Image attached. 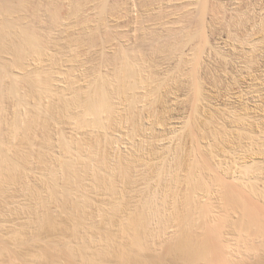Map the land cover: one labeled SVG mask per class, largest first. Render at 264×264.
Here are the masks:
<instances>
[{
	"label": "rangeland",
	"instance_id": "1",
	"mask_svg": "<svg viewBox=\"0 0 264 264\" xmlns=\"http://www.w3.org/2000/svg\"><path fill=\"white\" fill-rule=\"evenodd\" d=\"M7 1H9L8 3H11V4H8V3H5V0H0V11H2L1 13H0V16L1 15H3V16H1L0 17V22H1V24H5L6 26H8V27H10V28H8V30L7 31H9L10 29L12 30V34H14L15 35V38H14V36H13V38L15 39V40H17L18 38H19V40L18 41H16V42H10V41H8V39L6 40V38H5V40L4 41H2V38L0 39L1 40V42L2 43H0V59H1V61H0V68L2 67V65H4V64H6V65H4V67H2V68H4V74H3V72H2V70L0 69V74H1V72H2V75H4L3 76V78L5 79V80H2L3 78H1V82H0V85H1V87H0V94H1V96H2V101L4 102V104L5 105H3V108H2V110L0 109V123H1V125H0V135H1V140L3 139L2 137L4 136V137H6L7 136V138H8V135H6L5 134V132L8 130V128H6L7 126L5 125V123L6 122H11L14 118L13 117H15V118H17L16 116H18V119H19V117H20V121H23V122H21V127H22V130L20 131V134L16 137V138H14L13 140H14V142H13V140H12V144H16V143H18V145L17 146H19V145H21V147H20V149H19V147L18 148H15V147H17L16 145L15 146H11V147H13L12 148V150H10L11 152L12 151H14V149H18V152L22 149V144L24 143V141H25V143L24 144H26L27 142H29V143H31L32 141L34 142V145H32L33 146V149L31 150V151H34V149H35V152L36 153H34L35 154V159H33V163H32V165L34 164H36L37 162V166H39L40 164H41V160H38V158L40 157V156H38V155H36V154H39L40 153V155H42V152H43V155H46V159L47 158H49L50 159V157L49 156H51V157H54V158H51V159H55V157L56 158H59V156H60V158L62 157V158H64V157H67L66 159H69L70 160V158H68V156H64V154H67V153H64L65 152V149L63 148V145H62V148H63V150H64V152H63V150L61 149V145H59L61 142H63V140H62V136L64 135V133L65 134H67V135H64L63 136V138H66V140H67V138L69 139L70 138V143L71 142H74V143H71V145H73L72 146V148H74L73 150H77L78 149V145L80 144L81 146H85V147H87L86 146V143H87V145H90V143L92 142H96L97 143V141H98V145L100 144V155H102L105 151V154L106 155H108L109 153H116L114 156L116 157V159H119L120 160V158H123V156H122V154L124 155L125 154V152L126 153H138V151L140 150V152H144V154L146 155H148V156H146V157H148V159H149V161H151L152 159H153V161H151V162H154V163H156V164H154V163H150V166L149 167H147V168H149V169H146V171L148 172V171H154L155 170V173L157 172L158 174H159V172L161 173V174H163L164 176H162V178H167V176L169 177V178H167V179H162L161 177H160V175L161 174H159V179L161 180V181H158V179L156 180L155 179V177L157 178V176H155V177H153L154 175H157V173L155 174L154 172H149V174H148V179H147V172H145L146 173V175H145V177H143L142 175H140V176H142L143 177V179L145 180H142V179H139L140 178V176L139 177H136L138 180H142L141 182L140 181H136V182H134V183H136V184H138V185H136V187H138V189L139 190H135L136 189V187L134 188V183L132 184V186H133V188H134V192H133V188H131L132 186H129V184H128V180L124 183V179L123 178H121V175L118 173V175H115L114 177L115 178H113L112 179V182L114 181H116V180H118L119 178H121V181H120V179L118 180V181H116L115 183H116V185H117V183H119V181L120 182H123L122 184L120 183V185H122L121 187H120V185L118 184V186H119V188H123L124 189V186H125V184H126V186H125V192H127V194L125 193V192H123L124 190L122 189V192L123 193H125L126 195H125V197L127 198V196H128V190L131 188V190H130V192L132 191V193H129L130 195H129V197H131V198H129V199H131L130 201H131V203L133 204V203H135V201H133L132 202V199L134 198V197H136L137 196V192H138V194H143L142 196H144L145 198H146V200H147V196L150 198L151 196L152 197H156L157 195H160V197L159 196H157V197H159V198H156V201L157 202H155V204H159L158 206H159V209H160V211L161 212H159V214L161 215V217H160V215H158V217H160V219L157 217V218H155L156 220L157 219H159V220H157V224L159 225H157L156 224V221L154 222L153 220V222L152 223H155V224H153L154 226H155V228L156 227H159V229L158 228H156V229H154L155 231V233L156 234H159V233H161V232H159L160 231V229H162L163 227H164V225L166 224V220L168 219V221H170L171 222V224H170V222H168L167 221V228L165 227V229H164V232H162V234H161V236L160 237H157V242H156V244L154 245V246H157V248L156 247H154L153 246V249H155V253H157V250H158V248H160L158 251H159V253L161 254H163L164 255V253L166 252V250L167 249H169V251L171 252V248H172V252H173V254H175V250L177 249V247H179L178 245H180L181 246V244H178V245H176L175 246V244L176 243H178L176 240H178L177 239V236H176V232H178L177 230H176V228L178 227V226H176V224L177 225H179V227H180V229L179 228H177V229H179V231L181 230V229H183V228H186V226H187V230H188V233H193L192 235H194V238L196 239L197 238V240H196V242L197 243H199V245H200V243H202L203 242V240L202 239H200V238H203L202 236H205V237H208L209 239V241L211 242H209V241H207V242H205V240H204V243H203V245L202 246H205L208 242H209V244H212L213 246H212V248L215 246L217 249H218V251L216 250V251H214L213 253L214 254H212V251L213 250H211V245L209 246L210 247V251H209V254H210V252H211V257L212 258H219L218 259V261H214V259H212L211 260V257L210 258H200L201 259V261H200V259H198L199 257L198 256H192L194 253L192 252L193 251V249H191V247H190V249H188L189 248V244H187L186 246H184V244H186V242L183 244L182 243V246H181V249L183 248V246L186 248L188 245V247H187V249L186 250H184V249H182V250H184V256L186 255V257H187V253H189L190 251V253L189 254H191V256H192V259L194 258V259H196V257H198L197 258V261L196 260H194L193 259V261L191 262L192 264H218V262H222L221 264H242V263H244V262H246L247 264H264V252L263 253H261L262 252V250L264 251V246H263V244H264V237L262 236V235H264L263 233H264V230H262L261 231V227H259L260 226V224L258 223V221L260 220V222H261V219H263L262 221H264V198H263V196H264V165H263V162H264V151H262V150H264V143H262V142H264V86H262L263 84V77L262 78H258V79H256V78H254V76L253 75H250L251 73L250 72H248V71H243V72H241L240 70H237V68L236 67H232V65H230L229 66V63H226L225 62V64H228L227 65V69H226V72L225 73H223V72H221V71H219L218 73H216V74H214V76H212L213 74H209V75H207V73L206 72H203V71H207L205 68H203V69H205V70H203L202 69V66H201V68H200V71H202V72H200L199 71V73L200 74H204V75H206V76H199V75H197V76H199V78L198 79H202L201 81L203 82V80L205 81V82H203V84H202V82H198L199 83V85H194L195 83L194 82H196V81H194L193 80V72H194V70H193V58H192V56L188 53V51L190 50V48H191V45L193 44V39L192 38H190L189 40H188V37H192V35H190L189 33H191V23L193 22V20L192 19H194V17L196 16V14L194 13V15H193V13L191 14L190 13V11L189 10H187V11H185V12H183V14L182 13H174V15L170 12V11H176L178 8L177 7H179V6H181V7H183L185 4L182 2V5H180L178 2L176 3V2H172V3H169L168 4V0L167 1H164V0H148L149 2H152L151 4L147 1V0H127V1H125V0H120L119 1V3H118V0H106V2L107 3H105V0H101V2H100V0H95L96 2L98 1V2H100V3H98L97 2V4L95 5L93 2H95V1H93V0H88V2L89 1H93L92 3L93 4H91L90 2V4L88 5V4H86L85 3V0L84 1H81V0H78V1H75V0H72V1H70V0H67V1H65V0H37V1H34V0H26V2H25V0L23 1V0H7ZM12 1V2H11ZM33 1V2H32ZM41 1H42V3H41ZM50 2V3H45V2ZM58 3V7L60 8L58 11H57V9H58V7L57 8H54V6L56 5V3H55V5H53L54 3ZM83 2L84 4H82L81 3V6H83L84 7V5H85V8L87 9H85V8H80V10L82 9L83 10V12H79L78 11V8H77V6L76 7H74V4L75 3H77L78 5L80 4V2ZM129 1V2H128ZM138 1H139V3H138ZM158 1L161 3H158ZM162 1V2H161ZM163 1H164V3H163ZM59 2H61V3H59ZM65 4H64V3ZM75 2V3H74ZM79 2V3H78ZM103 2V3H102ZM109 2H111V3H109ZM135 2H137V4L138 5H136V3ZM143 2H145V3H143ZM167 2V3H166ZM5 3V4H4ZM33 3V4H32ZM37 5H41V6H43L44 7V5H46V8H48L47 7V5L48 6H50V9L52 8V10H54L55 9V11L57 12V13H38L39 15H40V18H39V15L37 14V13H33V11H34V7H35V5L36 4ZM38 3H40V4H38ZM68 3H69V5H70V8H72V6L74 7V8H77L76 10L78 11H74V12H72L73 10H69V9H67V8H69V5H68ZM70 3H74V4H70ZM102 3V4H101ZM114 3V4H113ZM118 3V4H117ZM123 3H128V4H124V5H122L121 6V4ZM157 3H158V5H157ZM162 3H163V6H162ZM166 3V4H165ZM6 4H8V7H7V5ZM29 4H31V6L29 5ZM44 4V5H43ZM52 4V5H51ZM99 4V5H98ZM109 4H111V5H109ZM117 4V5H116ZM132 4V5H131ZM144 4V6H148L147 8H148V10H147V8L145 7V10H144V8H142V7H144V6H142ZM155 4V5H154ZM173 4H178V5H174L173 6ZM184 4V5H183ZM23 5V6H22ZM62 7V10H61V7ZM65 5L67 6V8L65 7ZM88 5V6H87ZM92 5H94V6H92ZM106 5V6H105ZM116 5V6H115ZM134 5V6H133ZM153 6L152 8H150V6ZM161 5V6H160ZM166 7H165V6ZM170 6V8H169V6ZM3 6V7H2ZM11 8H10V7ZM15 8H14V7ZM28 6V8H26ZM34 6V7H33ZM65 8H64V7ZM80 6V5H79ZM80 6V7H81ZM91 6V7H90ZM96 6H98V7H100V8H98V7H96ZM102 6L106 9V10H104V8H102ZM112 6H113V8H112ZM120 6V7H119ZM123 6L125 7V8H123ZM138 6V10L136 9V7ZM140 6V7H139ZM154 6H156V7H154ZM160 8H158V7ZM7 7V8H6ZM12 7H13V9H12ZM33 7V8H32ZM56 7V6H55ZM97 8L96 10L94 9V8ZM130 7V8H129ZM161 7H163V8H161ZM168 7V8H167ZM10 8V9H9ZM17 8V10H15ZM19 8L21 9V8H23L24 10H21L20 12H19ZM73 8V9H74ZM90 8V9H89ZM102 8V9H101ZM116 8V9H115ZM127 8V9H126ZM134 8V9H133ZM157 9V10H155V9ZM164 8H166V9H164ZM173 8L175 9V10H173ZM177 8V9H176ZM6 11H5V10ZM63 9H65L64 10V12H63ZM118 9V10H117ZM133 9V10H132ZM150 9V10H149ZM161 9H163V11L161 10ZM172 9V10H171ZM8 10V11H7ZM12 10H15V11H17V12H14V14H13V11ZM30 10H31V12H30ZM81 10V11H82ZM84 10H86L87 12H88V10H93L92 12L93 13H95V14H91L92 12H89V14L88 13H86ZM95 10V11H94ZM99 10H101V11H99ZM123 10V11H122ZM130 10V11H129ZM135 10V11H134ZM25 11V12H24ZM67 11L69 12V11H71L72 13H75L76 12V14L77 13H81V14H77L79 17H80V19L78 20V17H77V15L75 14V16L77 17H74L73 15H72V19H74V18H76L77 19V21H76V19L75 20H73L72 22H70V21H67V24H65L66 26H67V28L69 27V29H67L66 27H65V25H62V24H59L58 22H57V20H53L55 17V14H60V15H64L65 16V14L67 15L68 14V17L70 16L69 14H70V12L69 13H67ZM98 13H97V12ZM109 11H111V12H109ZM114 11V12H113ZM115 11H116V13H115ZM119 11V12H118ZM129 11V12H128ZM142 11H143V13H142ZM150 11H152V13L150 12ZM168 11H169V15L167 14L168 13ZM60 12H62V14L60 13ZM133 14H132V13ZM140 12V14H138ZM146 12V13H145ZM148 12V13H147ZM150 12V13H149ZM162 12V13H161ZM3 13V14H2ZM16 13V14H15ZM32 13V14H31ZM83 13V14H82ZM88 14V15H86V14ZM107 13V14H106ZM188 13H190L191 14V16L193 15L194 17L192 18V17H190V15L188 14ZM7 14V16H5ZM20 14V15H19ZM26 14V15H25ZM45 16H44V15ZM49 14H51V15H49ZM103 14V15H102ZM105 14V15H104ZM136 14V15H135ZM139 16H138V15ZM175 14H176V16H175ZM178 14V15H177ZM181 14V15H180ZM185 14V15H184ZM13 17H12V16ZM18 15V16H17ZM33 15H36V16H33ZM52 15H53V17H52ZM84 15H86V16H84ZM120 15V16H119ZM122 15V16H121ZM135 15V16H134ZM159 15V16H158ZM168 15V16H167ZM173 15V16H172ZM184 15V16H183ZM189 15V17H187ZM52 18H51V17ZM87 16H88V20L86 21V19L84 18V17H86L87 18ZM89 16H91L90 18H91V20H89L90 18H89ZM95 16V17H94ZM100 16V17H99ZM103 16V17H102ZM110 16V17H109ZM126 16V17H125ZM128 16V17H127ZM138 16V17H137ZM144 16H147V17H149V18H147V17H144ZM166 16V17H165ZM172 18H170V17ZM177 16H180V17H177ZM11 17V18H10ZM42 17H44V18H47V19H45L44 20V18H43V20L41 19ZM65 17H67V16H65ZM67 17V18H68ZM94 17V18H93ZM102 17V18H101ZM115 17V18H114ZM136 17V18H135ZM141 19H140V18ZM200 17V16H199ZM17 18H19V19H17ZM34 18V19H33ZM37 18H39V20H37ZM98 20H97V19ZM109 18V19H108ZM113 18V19H112ZM128 18V19H127ZM134 18V19H133ZM166 18H168V19H166ZM169 18H170V20H169ZM184 20H183V19ZM190 18V19H189ZM3 19V20H2ZM17 19V20H16ZM41 19V20H40ZM56 19V18H55ZM88 23V26H84L81 22H84V20ZM94 20V22H93V20ZM95 19H96V21H95ZM102 19V20H101ZM104 19V20H103ZM106 19V20H105ZM109 21H108V20ZM133 19V20H132ZM138 19V20H137ZM174 19V20H173ZM180 19H182V20H180ZM188 19V20H187ZM201 18H199V20H200ZM29 20V21H28ZM46 20H47V22H49V23H47L46 22ZM55 21L54 23H56L57 22V24H52V23H50V22H53V21ZM82 20V21H81ZM125 20V21H124ZM139 20H140V22H139ZM143 20V21H142ZM145 20V21H144ZM158 20V21H157ZM166 20H168V21H166ZM172 20V21H171ZM179 20V21H178ZM187 20V21H186ZM12 21H14V22H12ZM17 21H18V23H17ZM28 21V22H27ZM38 21V22H37ZM40 21V22H39ZM43 21V22H42ZM89 21H92L91 23L89 22ZM107 21V22H106ZM123 23H122V22ZM135 21V22H134ZM142 21V22H141ZM146 21H148V24H147V22ZM151 21V22H150ZM155 21V22H154ZM157 21V22H156ZM174 21H178V22H175L176 24H173V22ZM189 21H192L191 23L189 22ZM4 22V23H3ZM7 22H9V24L7 25ZM20 22H22V23H20ZM27 22V23H26ZM35 23V25L33 24V23ZM76 22H78L79 24L81 23L82 24V26H80V27H82V29L78 26L79 24H77ZM96 22V23H95ZM116 22V23H115ZM129 22V23H128ZM137 22V23H136ZM166 24H165V23ZM171 22V23H170ZM181 22H183L182 23V25H184L185 26V22H186V24L188 25V27L187 26H182L181 25ZM13 23V24H12ZM17 23V24H16ZM26 23V24H25ZM47 23V24H46ZM73 23H74V26H72L73 25ZM77 25H76V24ZM85 23V22H84ZM87 23H86V25H87ZM89 23H90V25H92V26H90L89 25ZM106 23V24H105ZM110 23V24H109ZM119 23V24H118ZM128 23V24H127ZM136 24V25H134V26H131V24ZM142 23H144V26H143V24ZM155 23H157V24H155ZM169 23V24H168ZM179 23H180V25H179ZM191 25H190V24ZM0 24V28L2 27V28H4V26L3 25H1ZM12 24V25H11ZM28 24H29V26H28ZM42 26H41V25ZM46 24V25H45ZM52 24V25H51ZM70 24V25H69ZM80 24V25H81ZM99 24V25H98ZM124 24H127V25H124ZM147 24V25H146ZM168 24V25H167ZM17 25V26H16ZM23 25H25V26H23ZM54 25V26H53ZM69 25V26H68ZM76 25V26H75ZM94 25H96V26H94ZM103 25V26H102ZM113 25V26H112ZM165 25V26H164ZM176 25V26H175ZM190 25V26H189ZM13 26H15V27H13ZM60 26H62V27H60ZM111 26H112V28H111ZM124 26V27H123ZM125 26H127V27H125ZM130 26V27H129ZM147 28H146V27ZM181 26H182V30H183V33H181ZM19 27V28H18ZM36 27V28H35ZM52 27V28H51ZM56 27V28H55ZM60 27V28H59ZM72 27V28H71ZM74 27H75V29H74ZM77 27H79V28H77ZM84 27L86 28V31H85V29H84ZM99 27H101V28H99ZM104 27V28H103ZM107 27V28H106ZM110 27V28H109ZM137 27V28H136ZM139 27V28H138ZM167 27V28H166ZM179 27V28H178ZM189 29V30H187V28ZM200 27H201V25H200ZM1 28V29H2ZM28 28V29H27ZM34 28V29H33ZM40 28V29H39ZM58 28V29H57ZM89 28V29H88ZM119 28V29H118ZM185 30H184V29ZM26 29V30H25ZM38 29H39V32H38ZM44 29H46V30H44ZM49 29V30H48ZM65 29H67V30H65ZM118 29V30H117ZM177 29H179V30H177ZM4 30V29H3ZM14 30H15V32H14ZM20 30V31H19ZM35 32H34V31ZM56 30V31H55ZM59 30H61L60 31V34H58L59 33ZM84 30V31H83ZM94 30H96V31H98V32H96V31H94ZM126 30H128V31H126ZM134 30H135V32H134ZM137 30V31H136ZM1 31V30H0ZM19 31V32H18ZM27 31H30V32H33V35H37V39L38 40H35V38H33L32 40H30V41H28L27 43L28 44H25L26 42L23 40L25 37H26V33H27V36H28V33H30V32H27ZM45 31H46V33H45ZM52 31V32H51ZM53 31H55V32H53ZM62 31H63V33H62ZM70 31V32H69ZM73 31V32H72ZM93 31V32H92ZM102 33H101V32ZM180 31V32H179ZM21 32H26V33H21ZM69 34H68V33ZM84 32H85V34H84ZM89 32L91 33V35H89ZM125 34H124V33ZM131 32V33H130ZM2 33H6V32H3L2 31ZM1 32H0V35L2 34ZM15 33H17V34H15ZM20 33V35H18ZM35 33V34H34ZM39 33V34H38ZM48 33H50V34H48ZM67 33V34H66ZM94 33V34H93ZM137 33V34H136ZM139 33V34H138ZM186 33V34H185ZM188 33V34H187ZM54 34V35H53ZM57 36H56V35ZM75 35V36H73V35ZM104 34V35H103ZM123 34V35H122ZM134 34H136V39H135V35ZM43 35V36H42ZM66 35V36H65ZM92 35H93V38H92ZM97 35V36H96ZM101 35V36H100ZM129 35V36H128ZM132 35V36H131ZM139 35V36H138ZM178 35H179V37H178ZM183 35H185V36H183ZM186 35H188V37L186 36ZM17 36H18V38H17ZM21 38H23V39H21ZM25 36V37H24ZM42 36V38H39V37H41ZM49 36H52L51 38H49ZM65 36V37H64ZM72 36L74 37V38H72ZM79 38H77V37ZM83 36V37H82ZM87 36V37H86ZM94 36H95V38H94ZM103 36V37H102ZM119 36V37H118ZM128 36V37H127ZM7 37H11V36H7ZM30 37V36H29ZM58 37V38H57ZM66 37L67 38H69V39H66ZM115 37V38H114ZM137 37H139V39L137 38ZM48 39L47 41L45 40V39ZM53 38H55V39H53ZM84 38V39H83ZM89 40H88V39ZM90 38H91V41H90ZM98 38V39H97ZM50 39V40H49ZM53 39V41H51ZM71 39V40H70ZM81 39V40H80ZM118 39V40H117ZM129 39H131L130 41H129ZM191 39H192V41H191ZM24 41V43H23V41ZM39 41L40 43H37V42H35V41ZM41 40H43V41H41ZM57 40V41H56ZM70 40V41H69ZM73 40V41H72ZM75 40V41H74ZM93 40V41H92ZM135 40H137V42L135 41ZM180 40V41H179ZM6 41V42H5ZM20 41H22L21 43H20ZM64 41V42H63ZM82 41V42H81ZM186 41V42H185ZM188 41V42H187ZM9 43V45H8V43ZM18 42L20 43V44H22L23 43V46L22 45H20V44H18ZM33 42V43H32ZM43 42V43H42ZM47 42V43H46ZM70 44H69V43ZM73 42V43H72ZM76 42V43H75ZM134 42V43H133ZM192 42V43H191ZM119 43V44H118ZM124 43V44H123ZM191 43V44H190ZM11 44H13V45H11ZM16 44H18V45H16ZM187 44V45H186ZM204 44V43H203ZM203 44H201L202 46L201 47H203ZM11 45V46H10ZM16 45V46H15ZM26 45H27V47H26ZM37 45V46H36ZM6 46V47H5ZM15 46V47H14ZM17 46H18V48L20 49H23V47H24V51H22L21 53H22V57H20V58H22V59H20L21 60V62L20 61H17V60H19V58L18 59H16L17 57H19L20 56V52L18 51V48H17ZM19 46H22V47H19ZM187 46V47H186ZM193 46V45H192ZM30 47V48H29ZM34 47V48H33ZM190 47V48H189ZM125 48H127V49H125ZM188 48V49H187ZM16 49H17V51H16ZM119 49V50H118ZM184 49V50H183ZM186 49V50H185ZM29 50V51H28ZM37 50H39V51H37ZM43 50V51H42ZM118 52H117V51ZM182 50V51H181ZM15 51V52H14ZM38 53H37V52ZM41 51H42V53H41ZM127 51V52H126ZM7 52H9V53H7ZM36 52V53H35ZM116 52H117V54H116ZM122 52H123V54H122ZM127 53V54H129V57H128V55H124V53ZM189 52H191V51H189ZM12 53V54H11ZM13 53H15V54H13ZM30 55H29V54ZM33 53V54H32ZM119 53V54H118ZM130 53H132V54H130ZM184 55H183V54ZM185 53H187L189 56H187V54H185ZM11 54V55H10ZM16 54H18L17 55V57H16ZM39 54V55H38ZM42 54V55H41ZM25 55H27V56H25ZM3 56V57H2ZM12 56H14V57H12ZM41 56H42V58H41ZM122 56V57H121ZM124 56V57H123ZM24 57V58H23ZM29 57V58H28ZM45 57V58H44ZM118 57V58H117ZM212 57V56H211ZM216 57L217 58H219V59H221L222 58V56H217L216 55ZM2 58H3V62H5V63H3L2 62ZM41 58V59H40ZM124 58H127L126 60L124 59ZM192 58V59H191ZM4 59H8L9 61H6V60H4ZM11 59V60H10ZM14 59V60H13ZM24 59V60H23ZM26 59V60H25ZM38 59H40V60H42V61H40L39 60V62H38ZM16 60V61H15ZM37 60V61H36ZM45 60V61H44ZM188 60V61H187ZM221 60H223V59H221ZM11 61H13V63L15 62V63H18V64H15L14 63V65H13V63L11 62ZM24 61V62H23ZM30 61V62H29ZM190 61V62H189ZM9 62V63H8ZM37 62H38V64H37ZM44 62V63H43ZM1 63H2V65H1ZM22 63H24V64H22ZM27 63V64H26ZM42 65H41V64ZM128 63H130V64H132V66H130ZM192 63V64H191ZM9 66H8V65ZM20 64V65H19ZM29 64V65H28ZM30 64L32 65V66H30ZM39 65V66H37V65ZM187 64V65H186ZM191 64V65H190ZM17 65V66H16ZM20 67H19V66ZM25 66V68L26 69H23L24 68V66ZM27 65V66H26ZM46 65V66H45ZM128 65H129V67H131L130 69H134L133 71H134V73L133 74H135L134 76L132 75V74H129V72L127 71V68H128ZM133 65H134V67H133ZM255 65L256 66H259V63H258V65L255 63ZM16 66V67H15ZM22 66H23V68H22ZM190 66V67H189ZM11 67V68H10ZM19 68H22V70L21 69H19ZM28 68V69H27ZM192 69V71L193 72H191V69ZM262 69H264V67H261ZM10 69V70H9ZM16 69V70H15ZM129 68H128V70H130ZM189 69V70H188ZM14 70V71H13ZM19 70V71H18ZM26 70H28V71H26ZM123 70H125V71H123ZM131 70V71H132ZM238 72H237V71ZM121 71H123V73L121 72ZM126 71L128 72V73H126ZM137 71H139V72H136ZM234 71H236L235 73H234ZM241 72V74H239L240 72ZM33 72V73H32ZM125 72V73H124ZM246 72H247V74H246ZM119 73V74H118ZM120 73H122L123 74V76H122V74H121V76H117V75H120ZM198 73V74H199ZM244 73V76L242 75ZM249 73V74H248ZM253 73H256V72H253ZM252 73V74H253ZM258 73H260L259 71H258ZM7 74V75H6ZM33 74V75H32ZM124 74H125V77H124ZM129 75L128 77H126V75ZM38 77H37V76ZM190 75H191V77H190ZM196 75H194V76H196ZM239 75L241 76V77H239ZM8 76V77H7ZM15 76H17V77H15ZM130 76H133V77H130ZM207 76H208V78H207ZM209 76H211V77H209ZM218 76H220L219 78H218ZM225 76V77H224ZM229 76H231V77H229ZM237 76V77H236ZM250 76H252V78L250 77ZM2 77V76H1ZM10 77V78H9ZM13 77H14V80H17V82L16 81H13ZM56 77H57V80L59 79V82H58V85L56 86V84H57V80L56 81H53L52 80V78L54 79H56ZM121 77H122V79H121ZM201 77V78H200ZM244 77H245V79H244ZM250 77V78H249ZM107 81L108 80V82L107 83H109V81H111L112 83L110 84H106V82L105 81H103L104 79ZM110 78H111V80H110ZM114 78H115V80H117V82L114 80ZM126 78V79H125ZM135 78V79H134ZM212 78V79H211ZM218 78V79H217ZM224 78V79H223ZM119 79H120V81H119ZM195 79V78H194ZM197 78L195 79V80H197V81H199ZM208 79V80H207ZM215 79H217L218 81H221V82H219L220 84H218V82H217V80L215 81ZM225 80V81H223V80ZM244 79V80H243ZM253 79H256V80H254V82H257V83H259V85L260 86H262V87H260V86H258V87H255V88H249L248 89V86H249V84L248 83H251L252 82V80ZM10 80V81H9ZM32 80V81H31ZM36 80H38V81H36ZM39 80H41L42 82H40ZM52 80V82H50ZM99 80H102V81H99ZM114 80V81H113ZM123 80H125V83L127 82L129 85H131V86H133V84H134V87H129L127 84H125L124 83V81ZM210 80V81H209ZM230 80V81H229ZM231 80H234V81H231ZM238 80V81H237ZM35 81V82H34ZM45 81H46V83H47V85H46V87H43V86H45L44 85V83H45ZM48 81V82H47ZM98 81V82H97ZM194 81V82H193ZM212 81H214V82H212ZM251 81V82H250ZM28 83V84H26V83ZM100 82V83H99ZM137 82V83H136ZM139 82V83H138ZM211 82L212 83H214V84H211ZM215 82H216V84H218V87L215 85ZM222 82H224V83H222ZM229 82V83H228ZM231 82V83H230ZM241 82V83H240ZM14 83H16V85L14 84ZM17 83H18V85H17ZM33 83V85H31ZM36 83V84H35ZM39 83H41V85L39 84ZM48 83H50L49 85H48ZM101 83H105L106 84V88H108L109 90H107V92L109 93V95H108V97L110 96V98H109V100H108V102L110 101V99H111V107H112V109H114L115 108V110H112L111 109V112L113 113H111L113 116H114V118H111V117H113V116H110V115H105V113L104 114H102V115H104V116H100V117H103L105 120H104V123H110L108 126L106 125V128H107V130H108V128L109 127H111L110 128V130H109V132H110V134L108 133V132H104L105 130H106V128L105 129H102V128H104V127H102L103 125H100L101 126V129L98 127L99 126V124H98V126H97V124H96V127H98L97 129H95L96 127L94 126L95 125V123L94 124H92L91 123V125L89 126V128H84V129H86V130H84V132H83V130H82V128L80 127V128H77L78 126H77V124L79 123L78 121H79V116H80V113H79V111H81V110H79V109H82L83 108V106H81V108H79L80 106L78 105L79 103H77V101L78 100H76L75 101V98H77L78 99V97H79V102H81V103H83V101H85L86 100V98H87V96L89 95V94H91L92 92H94V93H92V94H96V86H97V88L99 87V84H101ZM114 83V84H113ZM119 83V84H118ZM122 83H124V84H122ZM197 83V82H196ZM197 83V84H198ZM239 85H238V84ZM5 84V85H4ZM11 84H12V86L15 88V90H17L16 92L18 93V95L15 93V95L13 94L12 95V93H8L9 92V89H12V86H11ZM51 84H53V85H51ZM74 84V85H73ZM244 84V85H243ZM26 85V86H25ZM39 85V86H38ZM110 85V86H109ZM118 85L120 86V87H118ZM123 85H124V87H123ZM216 86V87H213V86ZM224 85V86H223ZM227 85V86H226ZM234 87H233V86ZM248 85V86H247ZM29 86V87H28ZM50 86L51 87H54V88H50ZM80 86V87H79ZM109 86V87H108ZM113 86H115V87H113ZM121 86H122V88H121ZM126 86V87H125ZM127 86L130 88H127ZM192 86V87H191ZM195 86H199V88L200 89H197ZM202 88H201V87ZM210 86V87H209ZM212 86V87H211ZM219 86H221V87H219ZM223 86V87H222ZM230 86H232V87H230ZM20 89H19V88ZM25 87V88H24ZM49 87V88H48ZM72 87V88H71ZM74 87V88H73ZM84 87H86V88H84ZM110 87H112V89L110 88ZM195 87V88H194ZM206 87V88H205ZM224 87H225V89H224ZM229 87V88H228ZM241 87V88H240ZM243 87V88H242ZM260 87V88H259ZM24 88V89H23ZM36 88V89H35ZM41 88V89H40ZM46 88V89H45ZM79 88V89H78ZM89 88H93L94 90H92V89H89ZM114 88V89H113ZM124 88V89H123ZM134 88H135V90H134ZM190 88H192V89H190ZM208 88V89H207ZM217 90H216V89ZM232 88V89H231ZM247 88V89H246ZM26 89H28V90H26ZM43 89H45V90H43ZM49 89V90H48ZM71 89V90H70ZM74 89V90H73ZM117 89V90H116ZM120 89V90H119ZM123 89V90H122ZM126 89H129V90H126ZM234 89V90H233ZM242 89V90H241ZM255 89V90H254ZM263 89V90H262ZM30 90H32V91H30ZM36 90H38V91H36ZM81 90V91H80ZM90 90H92L91 92H90ZM111 90V91H110ZM118 90H119V92H118ZM194 90V91H193ZM226 90V91H225ZM228 90V91H227ZM245 90V91H244ZM250 90V91H249ZM252 90V91H251ZM3 91V92H2ZM21 91V92H20ZM33 91H36V93L34 92L33 93ZM79 91V92H78ZM82 91H83V94H82ZM112 91H114V92H112ZM116 91V92H115ZM128 91V92H127ZM197 91V93H195ZM202 93H201V92ZM208 91V92H207ZM259 91V92H258ZM30 92V93H29ZM89 92V93H88ZM99 92V91H98ZM110 92H112V93H110ZM218 92V93H217ZM244 92H246V93H244ZM253 92V93H252ZM257 92V93H256ZM33 93V94H32ZM70 93H71V95H70ZM73 93V94H72ZM79 95V96H77V94ZM120 93V94H119ZM123 93H125L124 95H123ZM201 93V94H200ZM212 93V94H211ZM250 93V94H249ZM260 93V94H259ZM81 94V95H80ZM111 94V95H110ZM117 94V95H116ZM123 96H125V97H123ZM196 94H199V97L196 95ZM231 94V95H230ZM6 95V96H5ZM73 95V96H72ZM85 95V96H84ZM113 95H115V96H117V97H115V96H113ZM226 95V96H225ZM248 95V96H247ZM257 95V96H256ZM259 95V96H258ZM5 96V97H4ZM8 96V97H7ZM15 96V97H14ZM77 96V97H76ZM121 96V97H120ZM209 96V97H208ZM22 98V100L21 99H19V98ZM66 97V98H65ZM82 97V98H81ZM112 97V98H111ZM119 97V98H118ZM196 97H198V101L196 102V100H197V98ZM202 97H204V98H202ZM211 97V98H210ZM243 97V98H242ZM67 98L71 101V103H69L70 101L69 100H67ZM71 98V99H70ZM84 98V99H83ZM96 98H99V96H98V94H97V96H96ZM255 98V99H254ZM81 99V100H80ZM122 99V100H121ZM141 99V100H140ZM204 99V100H203ZM83 100V101H82ZM112 100H114L113 102H112ZM116 100V101H115ZM201 100V101H200ZM211 100V101H210ZM219 100V101H218ZM67 103H65V102ZM69 101V102H68ZM72 101H74L73 103L74 104H72ZM2 102V103H3ZM21 102H23L22 104H21ZM64 102V103H63ZM75 102L77 103L76 105H75ZM86 102V101H85ZM116 102V103H115ZM118 102V103H117ZM140 104H139V103ZM216 102V103H215ZM115 105H114V104ZM143 103V104H142ZM196 103H198V105L196 104ZM201 103V104H200ZM218 103V104H217ZM236 103V104H235ZM19 104H21V105H19ZM64 104H65V106H64ZM68 104H70V106H71V104H72V111H74L75 110V106H76V108H78V112L77 111H75V112H77L78 114H79V116L78 117H75V116H77V113H74V114H72V113H70V109H69V107H67V106H69ZM86 104V103H85ZM117 104V105H116ZM212 104H214V105H212ZM67 105V106H66ZM77 105H78V107H77ZM112 105H114V106H116V107H114L113 108V106ZM119 105V106H118ZM228 105V106H227ZM5 106V107H4ZM16 106V107H15ZM19 106V107H18ZM73 106H74V108H73ZM127 106V107H126ZM136 106V107H135ZM140 106V107H139ZM1 107H2V104H1ZM8 107V108H7ZM18 107V108H17ZM34 107V108H33ZM36 107V108H35ZM119 107V108H118ZM123 107V108H122ZM218 107V108H217ZM222 107V108H221ZM235 107V108H234ZM260 107H261V109H260ZM124 108H125V110H124ZM139 108V109H138ZM212 108V109H211ZM230 108H232V109H230ZM4 109V110H3ZM14 109V110H13ZM34 109V110H33ZM37 109V110H36ZM64 109H69L68 110V113H65V110ZM83 109H85V107L83 108ZM82 109V110H83ZM118 109H120V110H118ZM123 109V110H122ZM126 109H127V111H126ZM130 109V110H129ZM196 109V110H195ZM254 109V110H253ZM32 110L33 111H37L36 113L35 112H33V114L35 113V114H38L39 116H36L37 118H35V117H33V119H37V120H39L38 121V123H37V120L35 121V120H33V119H31V117L32 116H35V114L34 115H32ZM66 110V111H67ZM116 110H118L117 111V113H115L114 111H116ZM204 110V111H203ZM211 110V111H210ZM229 110V111H228ZM14 111V112H13ZM19 111V113H21V114H19V113H17ZM21 111V112H20ZM24 113H23V112ZM84 111V110H83ZM130 111V112H129ZM238 111V112H237ZM245 111V112H244ZM106 112V114H108V113H110V112H107V111H105ZM120 112V113H119ZM215 112V113H214ZM229 112V113H228ZM231 112V113H230ZM236 112V113H235ZM70 113V114H69ZM115 113V114H114ZM124 113V114H123ZM134 113H136V114H134V116H133V114ZM212 113V114H211ZM244 113V114H243ZM251 113V114H250ZM253 113V114H252ZM31 114V115H30ZM68 114V115H67ZM76 114V115H75ZM120 114V115H119ZM123 114V115H122ZM126 114V115H125ZM234 114H235V116H234ZM236 114H237V116H236ZM243 114V115H242ZM14 115V116H13ZM42 117H41V116ZM72 115H74V116H72ZM85 115H88V114H85ZM90 115V114H89ZM88 115V116H89ZM203 115V116H202ZM206 115V116H205ZM229 115V116H228ZM242 115V116H241ZM247 115V116H246ZM44 116V117H43ZM66 116V117H65ZM70 116L71 118L73 117V119H78V121H74V120H71V118H69L68 119V117ZM92 116L93 115H91L90 116V118H87L88 120H90L91 118H92ZM106 116V117H105ZM108 116H110V118L108 117ZM128 116H129V118H128ZM222 116V117H221ZM7 117V118H6ZM11 117V118H10ZM39 117V118H38ZM40 117H41V119H40ZM81 117V116H80ZM94 117V119L96 118L95 117V115L93 116ZM107 117H108V119H107ZM126 117V118H125ZM131 117V118H130ZM134 117V118H133ZM140 117V119H138ZM225 117V118H224ZM228 117V118H227ZM243 117V118H242ZM247 117V118H246ZM13 118V119H12ZM23 118V119H22ZM28 119V120H26V119ZM46 118H48V120L46 119ZM120 118V119H119ZM125 118V119H124ZM221 118H222V120H221ZM224 118V119H223ZM249 118V119H248ZM258 118V119H257ZM4 119V121H2V120ZM25 119V120H24ZM32 120L31 122H36V123H30V120ZM94 119H91V121H93ZM119 119V120H118ZM129 119V120H128ZM135 119V120H134ZM206 119V120H205ZM220 119V120H219ZM238 119V120H237ZM242 119V120H241ZM253 119V120H252ZM7 120V121H6ZM41 120H43V121H41ZM46 120V121H45ZM69 120H71V121H69ZM103 120V119H102ZM101 120V121H102ZM108 120V121H107ZM118 122H117V121ZM208 120V121H207ZM243 120H245V121H243ZM247 120H249V121H247ZM28 121V122H27ZM69 123H68V122ZM235 121V122H234ZM238 121V122H237ZM27 122V123H26ZM41 124H40V123ZM47 122V123H46ZM75 122H76V124H75ZM103 122V121H102ZM114 122H117V124L116 123H114ZM219 122V123H218ZM242 122V123H241ZM251 124H250V123ZM252 122H253V124H252ZM29 123H30V125H29ZM42 123H44L43 125H42ZM71 123H72V125H71ZM119 123V124H118ZM142 123V124H141ZM207 123V124H206ZM230 123V124H229ZM255 123V124H254ZM4 124V125H3ZM7 125H8V123H6ZM26 124V125H25ZM27 124L29 125V127L27 126ZM34 124H35V126H36V124L38 125V126H34ZM115 125V126H113V125ZM243 124V125H242ZM23 125V126H22ZM31 125H33V127L31 126ZM117 125H119V126H117ZM122 125V126H121ZM134 125V126H133ZM143 125V126H142ZM3 126V127H2ZM25 126V127H24ZM44 126H45V128H44ZM48 126V127H47ZM75 126H77V127H75ZM88 126V125H87ZM113 126V127H112ZM125 126V127H124ZM137 126V127H136ZM138 126H139V128H138ZM212 126V127H211ZM241 126V127H240ZM258 126V127H257ZM4 128V130L2 131V128ZM23 127H24V129H23ZM32 127V128H31ZM72 127H74V128H72ZM91 127H93V128H91ZM95 127V128H94ZM211 127V128H210ZM240 127V128H239ZM29 129V128H31V129H34V131H32L31 129L30 130H26V129ZM37 128V129H36ZM134 128H135V130H134ZM174 128H176V129H174ZM7 129V130H6ZM79 129V130H78ZM111 129H113V130H115L114 131V133H117V130H118V132L119 133H117V134H113V135H116L115 137L116 138H112V139H109V138H111L112 137V132H113V130L111 131ZM240 129V130H239ZM244 129V131H242ZM47 130V131H46ZM49 130V131H48ZM100 130V131H99ZM106 130V131H107ZM121 130V131H120ZM134 130V131H133ZM137 130V131H136ZM261 130V131H260ZM5 131V132H4ZM9 131V130H8ZM24 131H30V134H31V132L33 133V134H31V136H30V134L29 135H27L28 133H25ZM46 131V132H45ZM82 131V132H81ZM89 133H88V132ZM132 133H131V132ZM225 131H227V132H225ZM246 131V132H245ZM2 132L4 133V134H2ZM23 132V133H22ZM48 132H50L49 134H48ZM63 132V133H62ZM91 132V133H90ZM93 132V133H92ZM95 132V133H94ZM122 132V133H121ZM135 132V133H134ZM138 132V133H137ZM225 134V135H223V133ZM243 132V133H242ZM248 132H251V133H248ZM259 132V133H258ZM9 133V132H8ZM21 133H22V135H21ZM85 135H84V134ZM87 133V134H86ZM107 133V134H106ZM124 133V134H123ZM233 133V135H231ZM237 133H238V135H237ZM256 133V134H255ZM24 134V135H23ZM50 134H52V135H50ZM62 134V135H61ZM92 134H93V136H95V138L92 136ZM105 135L104 137H103V135ZM108 134H109V136H108ZM126 134H128V135H126ZM144 134V135H143ZM243 134V135H242ZM244 134L245 135H247V136H244ZM250 134V135H249ZM257 134H259V135H257ZM6 135V136H5ZM26 135V136H25ZM34 135V136H33ZM50 135V136H49ZM110 135H111V137H110ZM120 135H122V136H120ZM126 137H125V136ZM133 135V136H132ZM142 135V136H141ZM241 135V136H240ZM19 136H21V138L19 137ZM23 136V137H22ZM52 136V137H51ZM57 137V138H55V137ZM61 136V137H60ZM101 136V138H99V137ZM228 136H229V138H228ZM254 136H258L257 138L256 137H254ZM25 137H29L30 139H32L31 141L29 140V138H25ZM34 137V138H33ZM46 137H47V139H46ZM75 137V138H74ZM85 137V138H84ZM93 137V139H91ZM114 137V136H113ZM118 137V138H117ZM125 137V138H124ZM133 137H134V139H133ZM160 137V138H159ZM235 137V138H234ZM262 137V138H261ZM7 138H4L5 139V141H6V139ZM20 138V139H19ZM27 140H25V139ZM46 140H49L50 141V143L51 144H53V145H51V144H49V145H47L46 143H44V140L45 139ZM51 138V139H50ZM71 138H73V140L71 141ZM103 138H105V139H103ZM120 138L121 139H123V140H120ZM130 138H131V142H130ZM147 138V139H146ZM239 138H240V140H241V142H240V140H239ZM252 138V139H251ZM3 139V140H4ZM21 139H23V140H21ZM62 141H61V140ZM74 139H75V141H74ZM96 141H95V140ZM100 139H101V141L102 142H100ZM116 139H118V140H116ZM136 139V140H135ZM140 139H141V141H140ZM149 139H151V140H149ZM163 139V141H161ZM237 139V140H236ZM256 139V140H255ZM261 139V140H260ZM8 140V139H7ZM17 140V141H16ZM53 140V141H52ZM61 141V142H58V141ZM79 140H81V142L79 141ZM83 140V141H82ZM89 142H87V141ZM90 140H92L91 142H90ZM103 140H107V142H105V141H103ZM111 140H112V143L116 140L117 141V143H119V145L116 143L115 144V142H114V145L117 147L116 149H115V147L114 148H112L113 149V151H112V149L111 150H108V149H110L111 148V146L113 145V144H111ZM120 140V141H119ZM133 140V141H132ZM144 140V141H143ZM229 140V141H228ZM260 140V141H259ZM263 140V141H262ZM16 141V142H15ZM55 141V142H54ZM80 143H79V142ZM121 141H123V142H121ZM146 141V142H145ZM150 141V142H149ZM160 141V142H159ZM236 141V142H235ZM248 141V142H247ZM22 142V143H21ZM57 142H58V144H57ZM85 142V143H84ZM133 142V143H132ZM134 142H135V144H138V145H135L134 144ZM141 142V143H140ZM144 142V144H142ZM148 142V143H147ZM240 142V143H239ZM253 142V143H252ZM256 142V143H255ZM28 143V144H29ZM55 143V144H54ZM79 143V144H78ZM105 143H106V147L108 148H106L105 147ZM110 144V145H108V144ZM127 143V144H126ZM128 143H129V145H128ZM132 145H131V144ZM152 143V144H151ZM166 143V144H165ZM233 143V144H232ZM242 143V144H241ZM245 143H246V145H249V146H247V147H245L246 145H245ZM248 143V144H247ZM261 143V144H260ZM32 144V143H31ZM46 144V146L48 147H46V146H44ZM75 144H77V146L75 145ZM101 144L103 145V146H101ZM123 144H125L124 146L127 148H125L124 146H123ZM157 144V145H156ZM237 144V145H236ZM240 144V145H239ZM27 145V144H26ZM79 145V146H80ZM113 145V146H114ZM118 145V146H117ZM122 145V146H121ZM128 147H127V146ZM146 145V146H145ZM166 145H167V147H166ZM242 145V146H241ZM244 145V146H243ZM28 146V145H27ZM27 146H26V148H27ZM54 148H53V147ZM58 146L60 147V149H58ZM74 146H76L77 147V149L74 147ZM80 146V147H81ZM112 146V147H113ZM120 146H121V148H120ZM130 146H132V147H130ZM150 146V147H149ZM162 148H161V147ZM164 146L166 147L165 149H164ZM169 146V147H168ZM253 146V147H252ZM255 146V147H254ZM259 146V147H258ZM261 146V147H260ZM262 146H263V148H262ZM104 148V150H103V148ZM146 147V148H145ZM159 147V148H158ZM232 147V148H231ZM251 147V148H250ZM119 148V149H118ZM125 148V149H124ZM131 148V149H130ZM137 148V149H136ZM139 148H141V149H139ZM145 150H144V149ZM154 148V149H153ZM158 148V149H157ZM241 148V149H240ZM243 148H244V151H243ZM246 148V149H245ZM25 149V145L23 146V149L22 150H24ZM52 149V151H47V150H51ZM121 149V150H120ZM142 149H143V151H142ZM171 150V152H170V150ZM249 149V150H248ZM252 151H251V150ZM259 149V150H258ZM27 149H25V151H26ZM29 150V149H28ZM27 150V151H28ZM70 150V152L72 151L71 150V148L69 149ZM103 150V151H102ZM128 150V151H127ZM131 150V151H130ZM162 150V151H161ZM164 150V151H163ZM169 150V151H168ZM176 150V151H175ZM232 150V151H231ZM235 152H234V151ZM238 150V151H237ZM242 150V151H241ZM9 151V152H10ZM17 151V150H16ZM12 152V154H10V157L11 158H14L15 156H16V160L19 162L20 160H21V157L23 156V155H21V154H25V152L24 151H22V153L21 152H19L18 154L21 156H19V155H17L16 153L17 152ZM26 151V152H27ZM40 151V152H39ZM55 151H57V152H55ZM59 151H61V152H59ZM78 151V150H77ZM107 151H109V152H107ZM115 151V152H114ZM246 151V152H245ZM249 151H251V152H249ZM256 152V154H255V152ZM257 151H258V154H257ZM38 152V153H37ZM45 152V153H44ZM48 152V153H47ZM51 152V153H50ZM52 152L54 153V154H52ZM63 152V153H62ZM73 153H69V156H70V154H72L70 157H71V160H72V158H74L73 156L75 155V153H76V151H72ZM147 152V153H146ZM153 152H154V154H153ZM164 152H166V153H164ZM33 153V152H32ZM117 153L120 155H117ZM149 153H151L152 155H150ZM168 153H171V154H168ZM173 153V154H172ZM230 153H231V155H230ZM13 154H15L14 156H12ZM47 154H51V155H48L47 156ZM61 154V155H60ZM62 154H63V156H62ZM74 154V155H73ZM76 154H79L78 152L76 153ZM168 156H167V155ZM213 154L217 157H215V159H213L212 158V156H213ZM217 154V155H216ZM219 154V155H218ZM254 154V155H253ZM26 155V154H25ZM24 155V156H25ZM42 155V156H43ZM106 155H104V156H106ZM149 155H150V158H149ZM157 155V156H156ZM161 155V156H160ZM165 155V156H164ZM211 155V156H210ZM234 155V156H233ZM236 155V156H235ZM245 155V156H244ZM248 155H250V156H248ZM262 155V156H261ZM19 158H18V157ZM38 156V157H37ZM76 157L74 158V159H76L77 158V156L78 155H75ZM80 156V155H79ZM155 156H156V161H154L155 160ZM159 156V157H158ZM242 158H241V157ZM26 157V156H25ZM25 157H23V160H21L22 162L24 161V159H25ZM118 157V158H117ZM152 157V158H151ZM167 157V158H166ZM239 157V158H238ZM160 160H159V159ZM211 159V160H208V159ZM221 158V159H220ZM246 158V159H245ZM65 159V158H64ZM64 159H62V162L64 161L65 162V160ZM80 159V157H78V159H76V160H79ZM171 159V160H170ZM237 159V160H236ZM246 160L247 161V164L249 163L250 164V162H252V164H253V161H254V164H253V166L255 167H253L254 169H255V171H258V172H256L255 173V175L257 176H255V179H252V182L253 183H251V184H246V185H249V186H246L245 184L243 185V182L240 180V177H241V170H243V169H241V167H240V169H239V164L242 162V161H244V160ZM12 160H14V159H12ZM34 160H36V161H34ZM59 160L60 159H55L54 161L56 162V161H58L57 163H59ZM169 160V161H168ZM217 160H224V161H217ZM255 160H257V162H255ZM20 161V162H21ZM40 161V162H39ZM52 161V160H51ZM67 161V160H66ZM79 161H81V160H79ZM163 161H164V165H162V166H159V165H161L162 163H163ZM167 163H166V162ZM227 161V162H226ZM229 161H236L235 163H231V162H229ZM239 161H241V162H239ZM250 161V162H249ZM35 162V163H34ZM53 162V161H52ZM60 162H61V160H60ZM173 162V163H172ZM177 162V163H176ZM211 162V163H210ZM222 162V163H221ZM259 162V163H258ZM261 162V163H260ZM40 163V164H39ZM20 164V163H19ZM22 164V163H21ZM19 165V166H21V167H23V165ZM23 164H25L24 162H23ZM39 164V165H38ZM153 164V165H152ZM159 164V165H158ZM166 164V165H165ZM174 164H176V165H174ZM223 164V165H222ZM230 164H232V166L230 165ZM236 164V165H235ZM248 164V165H249ZM152 165V166H151ZM154 165H155V167H154ZM169 165H170V167H169ZM221 165V166H220ZM228 165V166H227ZM229 165H230V167H229ZM80 166H82V165H80ZM157 166H159V167H157ZM175 166V167H174ZM178 166V167H177ZM204 166V167H203ZM209 167V168H207V167ZM219 166V167H218ZM237 166V167H236ZM240 166H241V164H240ZM252 166V165H251ZM250 166V167H251ZM42 166H40L39 168L37 167L36 168V166H34V168L33 169H24V167L23 168H20L18 171H19V173H18V175H19V177H17V179H19V180H16L15 181V183H13V185H15V186H11V188L8 190V192L9 193H11V196H10V194H9V196H8V194L6 195L5 193H2V192H5V191H2L1 190V188H0V191H2V192H0V198H2V200H0V202H1V204H0V208H1V206H2V209L4 208V206L5 205H8V206H5V207H7V208H4L3 210H5L4 212H6L7 210H9V209H11L12 208V206H13V204L11 203V205L9 206V204H10V202H9V198H11L12 197V195L16 192V191H14L13 192V190H18L19 188L21 189L23 186L25 187L26 185L28 186V188H30V189H33V188H40L42 191H43V189L46 191L47 190V192H46V194H48L47 195V197H45L46 199H47V201H50V203H49V205L51 206L50 207V210L48 211V215H50V217H48V219H51L50 221L51 222H54V223H56V222H59V223H61V221H65V220H67L66 218H67V216H68V214H69V212H73V214L75 213H77V211H78V209H79V207L77 206V205H74L71 201H69V202H67V201H65L64 202V200H62V202H64V203H62L61 202V200L59 199L60 197H55L54 195H52V194H50L51 192L48 190V189H45V187H46V185H44V183H46V181H44L43 179H45L46 177H47V175H49V172H48V170L47 169H42L41 168ZM169 167V168H168ZM172 167V169L170 170V168ZM225 167V168H224ZM227 167V168H226ZM230 169H229V168ZM257 167H260V169L259 168H257ZM41 168V169H40ZM83 168L84 169H81L82 171L81 172H86V170H85V167L83 166ZM156 168V169H155ZM159 170H158V169ZM160 168H163L162 169V172L160 171ZM206 168V169H205ZM233 168V169H232ZM234 168H237V169H234ZM253 168H252V171L251 172H253L254 173V171H253ZM2 170V169H1ZM22 170H24V171H22ZM27 170H29V171H26ZM165 170V171H164ZM212 170V171H211ZM251 170V169H250ZM4 170H2L0 173H2ZM21 171H22V173H21ZM163 171H164V173H163ZM170 171V172H169ZM211 172V173H210ZM212 172H214V174L212 173ZM262 174H260V173ZM166 173V174H165ZM209 173H210V175H209ZM216 173V174H215ZM221 173V174H220ZM170 174V175H169ZM212 174V175H211ZM1 175V174H0ZM17 175V176H18ZM151 175V176H150ZM173 175V176H172ZM213 175H216L215 176V179H214V177L212 178L211 176H213ZM23 176V177H22ZM25 176V177H24ZM172 176V177H171ZM195 176V177H194ZM210 176V177H209ZM21 177H22V180H21ZM150 177V178H149ZM171 177V178H170ZM194 177V179H191V178H193ZM216 177H218L217 179H220V182H221V179H223L224 180V182L225 183H227L229 186H231L232 188H230V187H228V189L230 188V189H232V192H233V190L234 189H236V190H239L238 191V193L240 192L241 193V195H242V197H243V201H244V203H243V201H242V197L239 195V194H237L236 192H234L232 195H236V196H233L234 197V199H236L235 197H237V196H240L241 198H239L238 199V201H240L241 202V206H240V203L238 204L239 206H237L236 204L238 203H234L236 206H234V204H233V202H234V200H233V202L231 203V204H228V202H227V200H225V198H224V196L222 195L223 194V192L225 193V191L226 192H228L227 191V189L225 188H223L225 191H223L222 190V187H227L228 185L227 184H225L224 182H219V180H218V182H219V185L221 186V187H219V185H218V183H216V184H211V181H213V182H216L217 181V179H216ZM3 178H4V182H6L7 181V179H6V181H5V176L4 177H2L1 178V176H0V183L2 184V183H4V182H2L3 181ZM117 178V179H116ZM152 178L153 179H155L154 181L156 182H154V181H152ZM206 178V179H205ZM209 178H211V179H209ZM256 178H258V179H256ZM63 180H64V178H62ZM122 179L124 180V181H122ZM136 179V180H137ZM151 179V180H150ZM173 179V180H172ZM174 179H175V181L177 182L178 181V183H176L175 181H174ZM178 179V180H177ZM203 179H204V181H203ZM212 179H214V180H212ZM20 180H21V182H20ZM63 180H62V182H61V185H63L62 183H63ZM166 180H167V182H166ZM171 180H172V182H171ZM192 180H195V181H192ZM206 180H209L210 181V186H212L211 188L209 187V185L207 186L206 184H207V181ZM216 180V181H215ZM23 181H25L26 183H24ZM42 181V182H41ZM145 182V183H147V184H149V182L151 181V184L150 185H143L142 184V182ZM149 181V182H148ZM191 181H192V183H191ZM199 182V183H197V184H201V181L202 182H205L206 181V183L205 184H203V185H205V186H203V187H201L199 190L197 189L196 191H199V193L198 192H193L194 193V195L192 194V192L191 191H194L195 190V185H194V183L195 182ZM208 181V182H209ZM14 182V181H13ZM44 182V183H43ZM140 182V183H139ZM143 182V183H144ZM163 184H162V183ZM22 183H24V184H22ZM60 183V182H59ZM144 183V184H145ZM154 183H155V185H154ZM159 183H160V185H159ZM166 183V184H165ZM225 184V186L223 185V184ZM17 184H20V186L19 185H17ZM23 186H22V185ZM43 186H42V185ZM168 184H172V188H173V185H174V190H172V192L174 191V196H171V195H173L171 192H169L170 190H168V188L170 189V185L168 186ZM178 184V185H177ZM196 184V183H195ZM257 184V185H256ZM10 185H12V184H10ZM40 185V186H39ZM131 185V184H130ZM168 187H167V186ZM192 185H193V187H192ZM250 185H253V187H255V185H256V189L259 191V193H260V195H259V193H257L256 192V194L254 193H252L251 192V188L250 187H252V186H250ZM30 186V187H29ZM36 186V187H35ZM45 186V187H44ZM48 186V185H47ZM128 186H129V188H128ZM148 188H147V187ZM149 186H151V187H149ZM154 186V187H153ZM157 186H159L158 187V192H157V190H156V188H157ZM163 187V189H162V187ZM16 187V188H15ZM23 187V189H25ZM44 187V188H43ZM128 188V190H126L127 188ZM144 189H143V188ZM164 187H165V189H164ZM166 187H167V190H166ZM206 187H208L209 189H207ZM14 188V189H13ZM18 188V189H17ZM43 188V189H42ZM48 188V187H47ZM142 188V189H141ZM150 189L149 191L150 192H148V190L146 191V189ZM155 188V189H154ZM205 188V189H204ZM193 189V190H192ZM262 189V190H261ZM11 190V191H10ZM40 190V191H41ZM141 190V191H140ZM143 190H145V191H143ZM151 190H154V192L155 193H153ZM165 190V191H164ZM206 190V191H205ZM41 191V192H42ZM45 191H43V192H45ZM50 193H49V192ZM135 191H137L136 192V195H135ZM162 191V192H161ZM166 191H168L169 192V194L171 193V195H168L167 193H166ZM202 191H204V192H202ZM220 191H222V192H220ZM235 191V190H234ZM261 191H263V193L261 192ZM77 192V194H78V191H76ZM142 192H144V193H146L147 192V195L146 194H144V193H142ZM152 192V193H151ZM222 193V194H220V193ZM230 192V191H229ZM6 193H7V191H6ZM13 193V194H12ZM28 193V192H27ZM150 193H151V195H150ZM156 193H157V195H156ZM159 193V194H158ZM161 193H164V194H162L161 195ZM178 193V194H177ZM187 193H190L189 194V196L192 194V196L191 197H193V196H197L196 198L194 197L193 198V200H195L196 201V199H198V201H196L201 207H202V205H204L205 206V204H206V207H204L205 208V210L207 209V210H210V209H214L215 208V211L218 209V213H219V211H220V214H222V215H225V213H227L226 215H227V217L229 218V220H228V218H227V220H226V224L223 222V221H221V223L222 224H220L219 223V221H220V219L217 221L216 219H214L215 217H213L212 215L213 214H210L209 213V217L206 215V214H203L202 213V216H204V215H206V217L204 216V217H202L201 216V213H198L199 212V210L201 209V208H199L198 206L196 207V206H194L196 209H194V207L192 208V209H190L192 206H193V204L191 203V207L188 205V208H189V211H188V208L186 209V205L185 206H183L182 204H184V203H182L181 205H180V202L182 201V202H184L183 200H184V194H185V196L186 195H188ZM3 194V195H2ZM86 194V193H85ZM132 194V195H131ZM133 194L135 195L134 197H133ZM155 194V195H154ZM166 194V198L164 197V195ZM219 194H220V196H219ZM26 195H27V197H26ZM26 195H23V197L25 198L26 197V199H28L29 197H28V194H26ZM94 195V196H93ZM146 195V196H145ZM150 195V196H149ZM257 195H259V197L257 196ZM2 196V197H1ZM43 196V198H44V196H46L45 194L44 195H42ZM90 197H92V199L93 200H95V203H94V201H93V204L95 205V204H97V202H96V199H94V197L96 196V198L98 199L97 201H99V202H101L102 200H100L102 197H97V196H99L97 193H96V195L94 194V193H90V195H89ZM141 195L139 196H137V198L139 197V198H141L142 197ZM165 198V200L166 201H164V199H163V197ZM179 198H178V197ZM221 196H223V198H224V200L226 201V203H225V201L224 202H219L221 199H219L218 197H220V198H222ZM4 197V198H3ZM6 197V198H5ZM7 197H9V198H7ZM133 197V198H132ZM144 197H142L143 199H145ZM184 197V198H183ZM54 198V199H53ZM55 198L56 199H58V200H55ZM106 198H108V197H105V199ZM138 198V199H139ZM148 198V199H149ZM160 198H162V199H160ZM178 198V199H177ZM222 198V199H223ZM238 198V197H237ZM6 199H7V201H6ZM49 199V200H48ZM53 199V200H52ZM91 199V198H90ZM129 199L127 200L126 199V202H125V200H124V202L125 203H127V201H128V203H129ZM135 199V198H134ZM133 199V200H134ZM160 199V200H159ZM168 199H169V201H168ZM175 200L176 199V201H170V200ZM199 199H200V201L201 202H203V204H201L200 202H199ZM203 199V200H202ZM107 200H109V199H107ZM140 200V199H139ZM29 201V200H28ZM92 201V200H91ZM163 202L164 201V203L166 204L167 203V201H168V204H169V202H170V204L173 206H171L170 204H169V206L170 207H168V205H166V206H164L163 204L164 203H162V206H163V208L160 206L161 204H160V202ZM221 201H223V200H221ZM235 201H237V200H235ZM6 202H8V203H6ZM98 202V203H99ZM176 203V204H174V203ZM248 202V203H247ZM6 203V204H5ZM127 203V204H128ZM210 203H212V204H210ZM218 203V204H217ZM220 203V204H219ZM223 203H225V204H223ZM5 204V205H4ZM179 206H178V205ZM207 204L209 205H211V207H213L212 205H214L215 207L214 208H211L210 207V205L207 207ZM227 204V205H226ZM244 204H246L245 206H244ZM249 204H250V207H248L249 206ZM61 205H62V207H61ZM94 205H93V207H91L92 209L89 211L90 213L91 212H93L94 210L96 211V213H97V210H98V213L100 212L99 210H100V208L99 209H96V208H98L99 206H100V204H97L98 205V207L97 206H95L94 207ZM174 205H177V206H174ZM220 205V206H219ZM221 205H222V207H223V209L221 210ZM230 206V208H228L227 206ZM255 205V206H254ZM218 206V207H217ZM9 207H11V208H9ZM75 207H76V209H75ZM164 207H165V209H164ZM167 207V208H166ZM172 207V208H171ZM174 207H179V208H177V209H179L178 211H176L175 212V210H177L176 208H174ZM185 207V208H184ZM210 207V208H209ZM220 207V208H219ZM229 209V210H227L225 213H224V210H226L227 208ZM232 207V208H231ZM237 207V208H236ZM252 207V208H251ZM170 208V209H169ZM174 208V209H173ZM185 210L186 209V211H184L183 209ZM199 208V210H198V212H197V209ZM233 208H235V210L233 209ZM240 208H241V210H240ZM245 210V208H246V210H249V208L251 209V210H249L254 216H252L251 215V213L248 211V213H249V215L251 216H249L248 215V213H246L247 211L245 210H243V209ZM248 208V209H247ZM255 208V209H254ZM258 208V209H257ZM263 208V209H262ZM7 209V210H6ZM181 209V210H180ZM163 210V211H162ZM170 210V211H169ZM174 210V211H173ZM184 211L186 214H187V212H188V214L189 213H191V214H189V216H188V218L190 217V218H193L195 215V217H194V221H192V220H190V221H192L193 223H191L189 220L187 221V222H185L186 221V216L184 217L183 215H185L184 214V212H182L183 213V215H181V211ZM193 210V211H192ZM231 210V211H230ZM240 210V211H239ZM254 210V211H253ZM256 210V211H255ZM51 211V212H50ZM95 211L92 213V214H94L95 213ZM174 213H173V212ZM180 211V212H179ZM192 211V212H191ZM196 211V213H193V212H195ZM201 211V210H200ZM244 213H243V212ZM168 212H170V213H168ZM178 212H179V214H178ZM217 212V211H216ZM230 212V213H229ZM232 212V213H231ZM45 213H46V211H45ZM50 213V214H49ZM163 213H165V216H166V218H165V216L164 217H162V215H164ZM175 213H177L176 215H175ZM258 213H261V215H258ZM23 214V213H22ZM22 214H21V216H22ZM194 214V215H193ZM230 214V215H229ZM242 214V215H241ZM243 214H244V216H243ZM24 215V214H23ZM47 215V214H46ZM52 215V216H51ZM90 215V214H89ZM120 215H121V213H120ZM167 215H169V216H171V217H168ZM177 215H181V217L180 216H177ZM199 215V216H198ZM27 216V214L25 215V216H22L23 218H21L22 220H24V218ZM177 216V218H175ZM183 216V217H182ZM191 216H193V217H191ZM211 216V217H210ZM256 216V217H255ZM259 216H261L260 217V219L258 218V220L256 219L257 217H259ZM19 217H20V215H19ZM17 218V219H19L20 220V218ZM117 217H118V215L116 216H113V218L114 219H116V221H117ZM202 217V218H201ZM222 217V216H221ZM246 217H248V219L249 220H247V218ZM253 217H255V219L257 220V223H255L254 221H255V219L253 218ZM84 218H85V216H84ZM182 218H185V219H182ZM189 218V219H190ZM213 218V219H212ZM244 218V219H243ZM245 218H246V220H245ZM113 219V220H114ZM164 219H166L165 221H164ZM177 219H179V220H177ZM180 219H181V221H180ZM251 219V220H250ZM252 219L254 220V221H252ZM173 220V221H172ZM175 220H177V222H179V223H174L175 222ZM185 222H183V221ZM211 220V221H210ZM214 220L216 221V222H214ZM115 221V220H114ZM160 221V222H159ZM163 221H164V223H163ZM198 221V222H197ZM228 221V222H227ZM247 221H249L248 223H250V226H251V228L253 229H251V230H249V231H247V229L250 227L249 226V224L247 223ZM18 223H16V224H20L19 223V221H17ZM20 222H22L21 220H20ZM184 224H183V223ZM195 222H196V224H195ZM235 223V227H236V229H238L239 231L240 230H242V228H243V230L241 231L242 233H243V231L245 232H248L249 234H250V237L251 238H253L251 241H252V243H250L249 245H250V247H248V248H250L249 249V251L251 250V252L248 254L247 253V256H248V258H245V259H242V255L240 256V251H239V248L237 249V247L239 246L238 245V243H235V242H237L236 240H234L237 236H238V233H235V228H234V223ZM253 222V223H252ZM160 223V224H159ZM172 226V224H173V226H174V224H175V227H171L169 224ZM186 223H187V225H186ZM198 223V224H197ZM212 223H214L213 225L215 226V227H217L218 229H221L222 231H218V229L215 231V233L213 232L212 233V235H211V233L209 234V236H207V230H206V227H205V224H207V225H209V224H212ZM233 223V224H232ZM237 223V224H236ZM247 224V226H246V224ZM253 225H252V224ZM163 224V225H162ZM189 224H191L192 225V228H190V225ZM221 226H220V225ZM244 226H243V225ZM254 224L256 225L254 228H253V226H254ZM152 225V224H151ZM152 225V226H153ZM186 225V226H185ZM189 225V226H188ZM194 225V226H193ZM203 225V226H202ZM240 225H242L241 226V228H240ZM259 225V226H258ZM263 225H264V223H263ZM154 226L153 227H151V228H154ZM201 226V227H200ZM248 227L247 229H245L246 227ZM261 226H262V224H261ZM160 227H162V228H160ZM189 227V228H188ZM221 227V228H220ZM259 227V228H258ZM195 228V229H194ZM205 228V229H204ZM158 229V231H156ZM167 229V230H166ZM169 229V230H168ZM171 229V230H170ZM174 229V230H173ZM191 229V230H190ZM258 229V230H257ZM153 230V229H152ZM176 230V231H175ZM237 230V231H238ZM100 230H98L97 229V231L95 230V232H92V233H89V234H87L86 233V231L83 233L82 232V234L83 235H80L81 233H79V236H76V237H78V238H86V239H88V237H89V239H91L92 240V236L94 235L93 233H97L96 235H98V236H94L95 238L96 237H99V234H100V232H99ZM166 231V232H165ZM168 231V232H167ZM257 233H256V232ZM259 231V232H258ZM261 231V232H260ZM45 232L46 233H48L49 234V236L55 241V240H57V239H60V241H62V246L60 245L59 246V244H60V242L57 244L60 248H61V252H59L60 251V248H58V246L57 245H55L54 243H56V242H53V244H51L50 243V245L52 246H50L51 248H53V249H50V247H49V250L51 251H54L55 250V253L57 252H59V254L57 255V253H56V258L58 257V260H59V258H60V260L62 261V263L63 264H74V262L73 261H75V259L73 260V259H71V258H69L68 256H67V254H66V251H67V247H68V244L70 243V244H72L71 245V247H73V246H75V243L72 241L73 239H76V238H74V237H71L70 236V234L69 233H58V232H56V231H49V232H47L46 230H45ZM205 232V233H204ZM223 232V233H222ZM245 232V233H246ZM251 232V233H250ZM99 233V234H98ZM166 234V235H163V234ZM217 233H219V235H215V234H217ZM255 233V234H254ZM260 233H262V234H260ZM65 234V235H64ZM92 234V235H91ZM173 234V235H172ZM215 236H214V235ZM225 234V235H224ZM232 234V235H231ZM258 234H260V237H259V239H258V236L257 235ZM101 235V234H100ZM160 235V234H159ZM195 235H196V237H195ZM211 235V236H210ZM220 235H221V237H220ZM231 235V236H230ZM233 235H235V236H233ZM256 235V236H255ZM34 236V235H33ZM82 236V237H81ZM83 236H87V237H83ZM163 236V237H162ZM219 236V237H218ZM254 236V237H253ZM94 237H93V239H94ZM101 237H104L103 235H101ZM162 237V238H161ZM211 237V238H210ZM217 237V238H216ZM257 237V238H256ZM34 238V237H33ZM35 238H37V237H35ZM34 238V239H35ZM221 238H223L222 240H221ZM38 239V238H37ZM37 239H35L36 240V243H37ZM83 239V240H84ZM206 239V238H205ZM117 240V239H116ZM118 240H119V238H118ZM118 240L116 241V242H118ZM200 240V241H199ZM201 240H202V242H201ZM207 240V239H206ZM212 240H213V242H212ZM258 240V241H257ZM119 241H121V240H119ZM158 241H160V243L158 244ZM199 241V242H198ZM235 241V242H234ZM31 242H33V243H31ZM71 242H73V243H71ZM253 242H255L254 244H253ZM4 243L5 244H10L8 241H4ZM31 243V244H30ZM30 243H29V245L28 246H26L25 247V249H22V250H20L16 245H8L7 246V248L9 249L8 250V252L10 251L11 253H13V257H16L15 255H17V259H15V260H17V261H15L14 260V258L12 259L13 260V263H12V260H11V262L10 261H7L6 259H4V256L2 257V256H0V264H15L14 263V261L16 262V263H19V264H21L22 263V259L20 258V257H18L19 256V254L17 253V252H22V251H30V250H37L38 248L36 247V246H38V245H33L35 242H34V240L32 239V241H30ZM206 243V244H205ZM235 243V244H234ZM263 243V244H262ZM4 244V245H5ZM12 244V243H11ZM74 244V245H73ZM118 244H119V246H118ZM118 244H116L117 245V247L118 248H120V245H121V242H119ZM160 245V246H158V245ZM163 244V246H161ZM208 244V245H209ZM221 246H220V245ZM228 244H229V246H228ZM232 244H233V246H232ZM260 244V245H259ZM32 245V246H31ZM227 245V246H226ZM256 247V245H257V247L256 248H254V246ZM6 246V245H5ZM13 246H15V247H13ZM55 246V247H54ZM115 246V245H114ZM237 246V247H236ZM253 246V247H252ZM12 247V248H11ZM69 247H70V245H69ZM70 247V248H71ZM90 247H92V246H90ZM176 247V248H175ZM207 248H208V246H206ZM214 247V248H215ZM230 247V250L228 249V248ZM259 247H260V249H259ZM18 248V251H16L15 249H17ZM35 248V249H34ZM55 248V249H54ZM56 248H58L59 250H57ZM227 248V249H226ZM28 249V250H27ZM179 249L180 248H178L177 250L179 251ZM253 249H259L258 251H256V250H253ZM57 250V251H56ZM181 250V251H182ZM190 250V251H189ZM221 250V251H220ZM235 250V251H234ZM115 251H118L117 249L115 250ZM131 251V250H130ZM169 251L167 250V254L168 255H166V253H165V255L163 256L164 258H167L165 261L167 262V264H177V263H179V264H187V262L185 261V259L186 260H188V259H190V257L191 256H189V258L187 257V258H185L184 257V259L182 258V254H180V253H178L179 254V256H178V254H176V256H177V258L179 257L180 258V256H181V258L184 260H182L181 258V260L180 261H182V262H184V263H181L180 261L179 262H177L176 260H175V255L174 256H172L173 258H171V255H173L172 253L170 254L169 253ZM187 251V253L185 254V252ZM189 251V252H188ZM229 251V252H228ZM248 251V252H249ZM261 251V252H260ZM9 252V253H10ZM134 252H136L135 250H134ZM216 252H221V253H217L216 254ZM237 252H239V253H237ZM258 252V254H256ZM52 253H54V252H52ZM55 253H54V255H55ZM138 253V252H137ZM159 253H157V254H159ZM182 253V252H181ZM193 253V254H192ZM261 253V254H260ZM159 254V255H160ZM161 254V255H162ZM188 254V255H189ZM234 254V255H233ZM239 254V255H238ZM12 255V254H11ZM170 255V256H169ZM213 255H216V257H213ZM228 257H227V256ZM250 255V256H249ZM252 255V256H251ZM259 255V256H258ZM61 256V257H60ZM165 256H168V257H165ZM220 256H222V258L220 257ZM229 259L228 261H226V257ZM240 257H241V259H240ZM21 260V261H19V259ZM171 258V260H169ZM216 258V259H217ZM204 261H203V260ZM208 259V260H207ZM235 260V262L233 261V260ZM221 260V261H220ZM242 260H243V262H242ZM247 260V261H246ZM249 260V261H248ZM172 261V262H171ZM176 263H175V262ZM191 261V260H190ZM208 261V262H207ZM212 261V262H211ZM229 261H230V263H229ZM21 262V263H20ZM23 262H24V260H23ZM200 262V263H199ZM205 262H207V263H205ZM228 262V263H227ZM234 262V263H233ZM242 262V263H241ZM61 264V262L59 261L58 262V264ZM110 263L111 264H113V263H115V260H114V262L113 261H110ZM190 263V264H191ZM23 264H25V262L23 263Z\"/></svg>",
	"mask_w": 264,
	"mask_h": 264
},
{
	"label": "bare ground",
	"instance_id": "2",
	"mask_svg": "<svg viewBox=\"0 0 264 264\" xmlns=\"http://www.w3.org/2000/svg\"><path fill=\"white\" fill-rule=\"evenodd\" d=\"M24 1V0H23ZM34 1H37V0H34ZM61 1V0H60ZM65 1H67V0H65ZM70 1H72V0H70ZM75 1H78V0H75ZM81 1H84V0H81ZM93 1H95V0H93ZM92 1V2H93ZM103 1V0H102ZM115 1V0H114ZM119 1L120 0H118V3H119ZM122 1V0H121ZM125 1H127V0H125ZM132 1V0H131ZM143 1V0H142ZM145 1V0H144ZM148 1V0H147ZM150 1V0H149ZM148 1V2H149ZM153 1V0H152ZM155 1V0H154ZM164 1H167V0H164ZM164 1H163V3H164ZM179 1V2H178ZM9 1H7V0H5V3H8ZM12 2V1H11ZM25 2H26V0H25ZM33 2V1H32ZM51 2V1H50ZM50 2H45V3H50ZM53 2V1H52ZM80 2V1H79ZM78 2V3H79ZM91 4H97V2L95 1V2H91V1H89ZM88 2V0H85V3L86 4H90ZM100 2H101V0H100ZM100 2H98V3H100ZM108 2V1H107ZM106 2V0H105V3H107ZM129 2V1H128ZM162 2V1H161ZM168 2V4L169 3H172V2H178L180 5H182V2L185 4H183L184 6L183 7H181V6H179V7H177L176 5H178V4H173V6L175 5L177 8V10L176 11H170L173 15H174V13H182L183 14V12H185V11H187V10H189L190 11V13L192 14L193 13V15H194V13L196 14V16L194 17L193 15L191 16V14L190 13H188L189 15H190V17H194V19H192L193 20V22L192 21H189L190 23V25L192 26L191 28V33H189L190 35H192V37H188V35H186L187 37H188V40L190 39V38H192L193 39V46L191 45V48H190V50L189 51H191V52H189L188 51V53L192 56V62H193V70H194V72L192 71V69H191V72H193V77L196 79H198L199 78V76H201L202 74H200L199 73V71H200V68H201V66H202V69L203 68H205L207 71H203V70H205V69H203L202 71L203 72H206L207 73V75H209V74H213L212 76H214V74H216V73H218L219 71H221V72H223V73H225L226 72V69H227V65L228 64H225V62L226 63H229V66L230 65H232V67H236L237 68V70H240L241 72H245V71H248V72H250L251 74L250 75H253L254 76V78H256V79H258V78H262L263 80H264V69H262L261 67H264V0H168L167 1ZM166 2V3H167ZM4 3V4H5ZM41 3H42V1H41ZM54 3V2H53ZM56 3V2H55ZM55 3L53 4V5H55ZM59 3H61V2H59ZM64 3V2H63ZM66 3V2H65ZM64 3V4H65ZM75 3V2H74ZM74 3H70V4H74ZM81 3L82 4H84L83 2H80V6H81ZM103 3V2H102ZM101 3V4H102ZM109 3H111V2H109ZM117 3V4H118ZM136 3V5H138L137 4V2H135ZM138 3H139V1H138ZM143 3H145V2H143ZM150 4L152 3V2H149ZM158 3H160L159 1H158ZM158 3H157V5H158ZM163 3H162V6H163ZM165 3V4H166ZM8 4H11V3H8ZM8 4H6L7 5V7H8ZM33 4V3H32ZM36 4V3H35ZM38 4H40V3H38ZM95 4V5H96ZM114 4V3H113ZM116 4V5H117ZM121 4V3H120ZM125 5L126 4H128V3H124ZM123 3L121 4V6L122 5H124ZM140 4V3H139ZM153 4V3H152ZM161 4V3H160ZM30 6H31V4H29ZM44 5V4H43ZM49 5V4H48ZM47 5V7L48 8H46V5H44V7L43 6H39V5H35V7H34V11H33V13L35 14V13H57L56 11H55V9L54 10H52V8L50 9V6H48ZM52 5V4H51ZM58 3H56V7L54 6V8H57L58 6ZM68 5H69V3H68ZM77 6V8H78V11L80 10V8H82L83 6H79L77 3H75L74 4V7H76ZM87 5V6H88ZM99 5V4H98ZM109 5H111V4H109ZM115 5V6H116ZM132 5V4H131ZM155 5V4H154ZM23 6V5H22ZM60 6V5H59ZM92 6H94V5H92ZM106 6V5H105ZM127 6V5H126ZM134 6V5H133ZM142 6H144V4L142 5ZM150 6V5H149ZM161 6V5H160ZM165 6V5H164ZM169 6V5H168ZM171 6V5H170ZM170 6H169V8H170ZM3 7V6H2ZM6 7V8H7ZM10 7V6H9ZM14 7V6H13ZM13 7H12V9H13ZM32 7V8H33ZM61 7V6H60ZM64 7V6H63ZM65 7L67 8V6L65 5ZM64 7V8H65ZM73 6H72V8H70V5H69V8H67V9H69V10H73L72 12H74L77 8H74ZM91 7V6H90ZM96 7H98V6H96ZM94 8L95 10L97 9V8ZM120 7V6H119ZM128 7V6H127ZM140 7V6H139ZM145 7L146 6H144V7H142V8H144V10H145ZM148 7V6H147ZM146 7V8H147ZM153 6H150V8H152ZM154 7H156V6H154ZM158 7V6H157ZM166 7V6H165ZM1 8V7H0ZM11 8V7H10ZM9 8V9H10ZM15 8V7H14ZM26 8H28V6L26 7ZM74 8V9H73ZM83 8H85V5H84V7ZM82 8V9H83ZM98 8H100V7H98ZM102 8H104L103 6H102ZM101 8V9H102ZM112 8H113V6H112ZM123 8H125L124 6H123ZM130 8V7H129ZM138 8V6L136 7V9ZM159 8V7H158ZM161 8H163V7H161ZM168 8V7H167ZM60 8L58 7V9H57V11L59 10ZM81 9V10H82ZM86 9V8H85ZM88 9V8H87ZM86 9V10H87ZM90 9V8H89ZM107 9V8H106ZM105 8H104V10H106ZM116 9V8H115ZM127 9V8H126ZM134 9V8H133ZM132 9V10H133ZM139 9V8H138ZM137 9V10H138ZM155 9V8H154ZM160 9V8H159ZM164 9H166V8H164ZM1 10V9H0ZM5 10V9H4ZM15 10H17V8L15 9ZM15 10H12L13 11V14H14V12H17V11H15ZM21 10H24L23 8H19V12L21 11ZM61 10H62V7H61ZM64 10L65 9H63V12H64ZM79 11V12H83V10L82 11ZM86 10H84L86 13H88L89 14V12H92L91 10H88V12L86 11ZM94 10V11H95ZM98 10V9H97ZM118 10V9H117ZM147 10H148V8H147ZM150 10V9H149ZM155 10H157V9H155ZM162 11H163V9H161ZM172 10V9H171ZM173 10H175L174 8H173ZM6 11V10H5ZM8 11V10H7ZM77 11V10H76ZM77 11V12H78ZM99 11H101V10H99ZM123 11V10H122ZM130 11V10H129ZM128 11V12H129ZM135 11V10H134ZM139 11V10H138ZM2 11H0V13H1ZM25 12V11H24ZM30 12H31V10H30ZM66 12V11H65ZM64 12V13H65ZM70 12V16L68 17V14L66 15L65 14V16H67V17H65L64 15H60L59 13L58 14H55V18L53 17V15H52V17L54 18L53 20H57V22L59 23V24H62V25H65V24H67V21H70V22H72L73 20H75L77 17H78V20L80 19V17L78 16L79 14H81V13H77L76 14V12L75 13H72L71 11H69ZM68 11H67V13H69ZM97 12V11H96ZM102 12V11H101ZM109 12H111V11H109ZM114 12V11H113ZM119 12V11H118ZM151 13H152V11H150ZM149 12V13H150ZM188 12V11H187ZM18 13V12H17ZM61 14H62V12H60ZM85 13V14H86ZM98 13V12H97ZM112 13V12H111ZM115 13H116V11H115ZM132 13V12H131ZM134 13V12H133ZM132 13V14H133ZM142 13H143V11H142ZM146 13V12H145ZM148 13V12H147ZM162 13V12H161ZM3 14V13H2ZM16 14V13H15ZM32 14V13H31ZM75 14L77 15V17L75 16ZM83 14V13H82ZM88 14H86V15H88ZM91 14H95V13H91ZM107 14V13H106ZM138 14H140V12L138 13ZM137 14V15H138ZM168 15H169V11H168V13H167ZM177 14V15H178ZM20 15V14H19ZM26 15V14H25ZM39 15V14H38ZM44 15V14H43ZM49 15H51V14H49ZM72 15L74 16V17H76V18H74V19H72L71 17H72ZM86 15H84V16H86ZM103 15V14H102ZM105 15V14H104ZM136 15V14H135ZM134 15V16H135ZM167 15V16H168ZM172 15V16H173ZM181 15V14H180ZM185 15V14H184ZM183 15V16H184ZM189 15L187 16V17H189ZM1 16H3V15H1ZM0 16V17H1ZM5 16H7V14L5 15ZM12 16V15H11ZM18 16V15H17ZM33 16H36V15H33ZM45 16V15H44ZM120 16V15H119ZM122 16V15H121ZM139 16V15H138ZM137 16V17H138ZM159 16V15H158ZM175 16H176V14H175ZM200 16V17H199ZM8 17V16H7ZM13 17V16H12ZM51 17V16H50ZM51 17V18H52ZM91 16H89V18H90ZM95 17V16H94ZM93 17V18H94ZM100 17V16H99ZM103 17V16H102ZM101 17V18H102ZM110 17V16H109ZM126 17V16H125ZM128 17V16H127ZM144 17H147V16H144ZM166 17V16H165ZM170 17V16H169ZM177 17H180V16H177ZM2 18V17H1ZM11 18V17H10ZM39 18H40V15H39ZM39 18H37V20H39ZM43 18L44 17H42L41 19L43 20ZM82 18V17H81ZM85 19H86V21L88 20V16H87V18L86 17H84ZM115 18V17H114ZM136 18V17H135ZM140 18V17H139ZM142 18V17H141ZM140 18V19H141ZM147 18H149V17H147ZM171 18V17H170ZM170 18H169V20H170ZM181 18V17H180ZM199 18H201L200 20H199ZM17 19H19V18H17ZM16 19V20H17ZM34 19V18H33ZM40 19V20H41ZM45 19H47V18H44V20ZM97 19V18H96ZM96 19H95V21H96ZM109 19V18H108ZM107 19V20H108ZM113 19V18H112ZM128 19V18H127ZM134 19V18H133ZM132 19V20H133ZM166 19H168V18H166ZM172 19V18H171ZM183 19V18H182ZM182 19H180V20H182ZM190 19V18H189ZM3 20V19H2ZM52 20V21H53ZM84 20V19H83ZM89 20H91V18L89 19ZM93 20V19H92ZM98 20V19H97ZM102 20V19H101ZM104 20V19H103ZM106 20V19H105ZM138 20V19H137ZM174 20V19H173ZM184 20V19H183ZM188 20V19H187ZM186 20V21H187ZM29 21V20H28ZM27 21V22H28ZM76 21H77V19H76ZM82 21V20H81ZM85 20H84V22H81L84 26H88V23L86 22ZM109 21V20H108ZM125 21V20H124ZM143 21V20H142ZM141 21V22H142ZM145 21V20H144ZM158 21V20H157ZM156 21V22H157ZM166 21H168V20H166ZM172 21V20H171ZM179 21V20H178ZM178 21H174L173 22V24H176L175 22H178ZM12 22H14V21H12ZM26 22V23H27ZM38 22V21H37ZM40 22V21H39ZM43 22V21H42ZM46 22H47V20H46ZM55 21H53V22H50V23H52V24H57V22L56 23H54ZM90 23L92 22V21H89ZM93 22H94V20H93ZM107 22V21H106ZM122 22V21H121ZM135 22V21H134ZM139 22H140V20H139ZM147 22V24H148V21H146ZM151 22V21H150ZM155 22V21H154ZM4 23V22H3ZM17 23H18V21H17ZM16 23V24H17ZM20 23H22V22H20ZM25 23V24H26ZM33 23V22H32ZM47 23H49V22H47ZM46 23V24H47ZM77 24H79L78 22H76ZM75 23V24H76ZM80 23V24H81ZM86 23H87V25H86ZM90 23H89V25H90ZM96 23V22H95ZM116 23V22H115ZM123 23V22H122ZM129 23V22H128ZM127 23V24H128ZM137 23V22H136ZM165 23V22H164ZM171 23V22H170ZM182 23L183 22H181V25H182ZM0 24H1V22H0ZM9 24V22H7V25ZM13 24V23H12ZM11 24V25H12ZM34 25H35V23H33ZM45 24V25H46ZM51 24V25H52ZM76 24V25H77ZM78 25L79 27L80 26H82V24L81 25ZM106 24V23H105ZM110 24V23H109ZM119 24V23H118ZM127 24H124V25H127ZM131 24V23H130ZM143 24V26H144V23H142ZM146 24V25H147ZM155 24H157V23H155ZM166 24V23H165ZM169 24V23H168ZM167 24V25H168ZM184 24V23H183ZM1 25H3V24H1ZM41 25V24H40ZM53 25V26H54ZM70 25V24H69ZM68 25V26H69ZM75 25V26H76ZM99 25V24H98ZM134 25H136V24H134ZM133 24H131V26H134ZM179 25H180V23H179ZM189 25V26H190ZM200 25H201V27H200ZM4 26V28H0V32L2 33V31L3 32H6V33H2L1 35H0V37L2 38V41H4L5 40V38H6V40L8 39V41H10V42H16V41H18L19 40V38H18V36H17V40H15L16 38H15V35L14 34H12V30L10 29L9 31H7L8 30V28H10V27H8V26H6L5 24L3 25ZM17 26V25H16ZM23 26H25V25H23ZM28 26H29V24H28ZM42 26V25H41ZM72 26H74V23H73V25ZM90 26H92V25H90ZM94 26H96V25H94ZM103 26V25H102ZM113 26V25H112ZM112 26H111V28H112ZM137 26V25H136ZM165 26V25H164ZM176 26V25H175ZM182 26H184V25H182ZM182 26H181V30H182ZM185 26H187L188 27V25L186 24V22H185ZM184 26V27H185ZM13 27H15V26H13ZM26 27V26H25ZM60 27H62V26H60ZM59 27V28H60ZM65 27L67 28V26L65 25ZM79 27H77V28H79ZM124 27V26H123ZM125 27H127V26H125ZM130 27V26H129ZM135 27V26H134ZM146 27V26H145ZM186 27V28H187ZM16 28V27H15ZM19 28V27H18ZM36 28V27H35ZM52 28V27H51ZM56 28V27H55ZM72 28V27H71ZM81 29H82V27H80ZM99 28H101V27H99ZM104 28V27H103ZM107 28V27H106ZM110 28V27H109ZM137 28V27H136ZM139 28V27H138ZM147 28V27H146ZM167 28V27H166ZM179 28V27H178ZM4 29V30H3ZM28 29V28H27ZM34 29V28H33ZM40 29V28H39ZM39 29H38V32H39ZM58 29V28H57ZM67 29H69V27L67 28ZM67 29H65V30H67ZM74 29H75V27H74ZM84 29H85V31H86V28L84 27ZM89 29V28H88ZM119 29V28H118ZM117 29V30H118ZM184 29V28H183ZM26 30V29H25ZM44 30H46V29H44ZM49 30V29H48ZM76 30V29H75ZM177 30H179V29H177ZM185 30V29H184ZM187 30H189L188 28H187ZM20 31V30H19ZM18 31V32H19ZM34 31V30H33ZM56 31V30H55ZM55 31H53V32H55ZM60 31L61 30H59V33L58 34H60ZM84 31V30H83ZM94 31H96V30H94ZM126 31H128V30H126ZM137 31V30H136ZM14 32H15V30H14ZM27 32H30V31H27ZM35 32V31H34ZM52 32V31H51ZM70 32V31H69ZM73 32V31H72ZM93 32V31H92ZM96 32H98V31H96ZM101 32V31H100ZM134 32H135V30H134ZM180 32V31H179ZM21 33H26V32H21ZM40 33V32H39ZM38 33V34H39ZM45 33H46V31H45ZM56 33V32H55ZM62 33H63V31H62ZM68 33V32H67ZM66 33V34H67ZM102 33V32H101ZM124 33V32H123ZM131 33V32H130ZM181 33H183V30L181 31ZM15 34H17V33H15ZM35 34V33H34ZM48 34H50V33H48ZM57 34V35H58ZM69 34V33H68ZM84 34H85V32H84ZM94 34V33H93ZM125 34V33H124ZM137 34V33H136ZM136 34H134L135 35V39H136ZM139 34V33H138ZM186 34V33H185ZM188 34V33H187ZM18 35H20V33L18 34ZM51 35V34H50ZM54 35V34H53ZM56 35V34H55ZM56 35V36H57ZM73 35V34H72ZM89 35H91V33L89 32ZM104 35V34H103ZM123 35V34H122ZM7 36H11L10 38L9 37H7ZM13 36H14V38H13ZM30 36V37H29ZM43 36V35H42ZM42 36L41 37H39V38H42ZM66 36V35H65ZM64 36V37H65ZM73 36H75V35H73ZM72 36V38H74ZM97 36V35H96ZM101 36V35H100ZM129 36V35H128ZM127 36V37H128ZM132 36V35H131ZM139 36V35H138ZM183 36H185V35H183ZM20 37V36H19ZM25 37V36H24ZM52 36H49V38H51ZM77 37V36H76ZM83 37V36H82ZM87 37V36H86ZM103 37V36H102ZM119 37V36H118ZM178 37H179V35H178ZM0 38V39H1ZM21 38V37H20ZM33 38H35V40H38L37 39V35L35 34V35H33V32H30V33H28V36H27V33H26V37L23 39V38H21V39H23L26 43L25 44H28L27 42L28 41H30V40H32ZM58 38V37H57ZM78 38V37H77ZM92 38H93V35H92ZM94 38H95V36H94ZM115 38V37H114ZM138 39H139V37H137ZM4 39V40H3ZM43 39V38H42ZM45 39V38H44ZM53 39H55V38H53ZM53 39L51 40V41H53ZM66 39H69V38H67L66 37ZM79 39V38H78ZM84 39V38H83ZM88 39V38H87ZM98 39V38H97ZM192 39H191V41H192ZM22 40V41H23ZM34 40V41H35ZM46 41L48 40V39H45ZM50 40V39H49ZM71 40V39H70ZM69 40V41H70ZM81 40V39H80ZM89 40V39H88ZM118 40V39H117ZM131 39H129V41H130ZM140 40V39H139ZM22 41H20V43L22 42ZM24 41H23V43H24ZM41 41H43V40H41ZM57 41V40H56ZM73 41V40H72ZM75 41V40H74ZM90 41H91V38H90ZM93 41V40H92ZM136 42H137V40H135ZM180 41V40H179ZM6 42V41H5ZM9 42V43H10ZM13 42V43H14ZM35 42H37V41H35ZM64 42V41H63ZM82 42V41H81ZM186 42V41H185ZM188 42V41H187ZM0 43H2L1 42V40H0ZM8 43V42H7ZM9 43H8V45H9ZM17 43V42H16ZM19 42H18V44H20ZM23 43L22 44H20V45H22L23 46ZM33 43V42H32ZM37 43H40L39 41L37 42ZM43 43V42H42ZM47 43V42H46ZM69 43V42H68ZM73 43V42H72ZM76 43V42H75ZM134 43V42H133ZM192 43V42H191ZM190 43V44H191ZM204 43V44H203ZM18 44H16V45H18ZM70 44V43H69ZM119 44V43H118ZM124 44V43H123ZM201 44H203V47H201L202 45ZM11 45H13V44H11ZM10 45V46H11ZM15 45V46H16ZM187 45V44H186ZM14 46V47H15ZM22 46H19V47H22ZM37 46V45H36ZM6 47V46H5ZM25 47V46H24ZM24 47H23V49H24ZM26 47H27V45H26ZM25 47V48H26ZM187 47V46H186ZM17 48H18V46H17ZM30 48V47H29ZM34 48V47H33ZM23 49H19L18 48V51L20 52V56L19 57H17V55L18 54H16V59H18L19 58V60H17V61H20L21 62V60L20 59H22V58H20V57H22V51H24ZM27 49V48H26ZM125 49H127V48H125ZM188 49V48H187ZM119 50V49H118ZM128 50V49H127ZM184 50V49H183ZM186 50V49H185ZM16 51H17V49H16ZM29 51V50H28ZM37 51H39V50H37ZM36 51V52H37ZM43 51V50H42ZM42 51H41V53H42ZM117 51V50H116ZM182 51V50H181ZM15 52V51H14ZM35 52V53H36ZM118 52V51H117ZM117 52H116V54H117ZM127 52V51H126ZM124 53V55L126 54V55H128V57H129V54H127V53ZM7 53H9V52H7ZM38 53V52H37ZM12 54V53H11ZM10 54V55H11ZM13 54H15V53H13ZM29 54V53H28ZM33 54V53H32ZM43 54V53H42ZM41 54V55H42ZM119 54V53H118ZM122 54H123V52H122ZM130 54H132V53H130ZM183 54V53H182ZM185 54H187V53H185ZM30 55V54H29ZM39 55V54H38ZM184 55V54H183ZM216 55L217 56H222V58L221 59H223V60H221V59H219V58H217L216 57ZM25 56H27V55H25ZM187 56H189L188 54H187ZM212 56V57H211ZM3 57V56H2ZM12 57H14V56H12ZM122 57V56H121ZM124 57V56H123ZM1 58V57H0ZM24 58V57H23ZM29 58V57H28ZM41 58H42V56H41ZM40 58V59H41ZM45 58V57H44ZM118 58V57H117ZM40 59H38V62H39V60ZM125 60L127 59V58H124ZM4 60H6V59H4ZM11 60V59H10ZM14 60V59H13ZM24 60V59H23ZM26 60V59H25ZM128 60V59H127ZM0 61H1V59H0ZM6 61H9L8 59L6 60ZM16 61V60H15ZM37 61V60H36ZM40 61H42V60H40ZM45 61V60H44ZM188 61V60H187ZM2 62H3V58H2ZM12 63H13V61H11ZM24 62V61H23ZM30 62V61H29ZM38 62H37V64H38ZM190 62V61H189ZM3 63H5V62H3ZM9 63V62H8ZM15 63V62H14ZM14 63H13V65H14ZM44 63V62H43ZM42 63V64H43ZM255 63L258 65V63H259V66H256L255 65ZM15 64H18V63H15ZM22 64H24V63H22ZM27 64V63H26ZM36 64V65H37ZM41 64V63H40ZM41 64V65H42ZM130 66H132V64H130V63H128ZM190 64V65H191ZM1 65H2V63H1ZM4 65H6V64H4ZM4 65H2V67H4ZM8 65V64H7ZM20 65V64H19ZM18 65V66H19ZM29 65V64H28ZM129 65H128V68L130 69L131 67H129ZM187 65V64H186ZM9 66V65H8ZM17 66V65H16ZM15 66V67H16ZM24 66V65H23ZM23 66H22V68H23ZM27 66V65H26ZM30 66H32L31 64H30ZM37 66H39V65H37ZM46 66V65H45ZM1 67V68H2ZM20 67V66H19ZM133 67H134V65H133ZM190 67V66H189ZM0 68V69H1ZM11 68V67H10ZM22 68H19V69H21L22 70ZM128 68H127V71L129 72V74H132L133 76L135 75V74H133L134 73V69L132 70V69H130V70H128ZM3 70H4V68H2ZM1 69V70H2ZM23 69H26L25 68V66H24V68ZM28 69V68H27ZM2 70V72H3V74H4V71ZM10 70V69H9ZM16 70V69H15ZM132 70V71H131ZM189 70V69H188ZM236 70V71H237ZM14 71V70H13ZM19 71V70H18ZM26 71H28V70H26ZM123 71H125V70H123ZM123 71H121L122 73H123ZM126 71V73H128ZM202 71H200V72H202ZM236 71H234V73L236 72ZM239 71V72H240ZM258 71L260 72V73H258ZM2 72H1V74H0V80H1V78H3V76L4 75H2ZM133 72V73H132ZM136 72V71H135ZM137 72H139V71H137ZM136 72V73H137ZM238 72V71H237ZM236 72V73H237ZM241 72L239 73V74H241ZM253 72H256V73H253ZM33 73V72H32ZM122 73H120V75H117L118 77L119 76H121V74ZM125 73V72H124ZM199 73V74H198ZM235 73V74H236ZM253 73V74H252ZM119 74V73H118ZM199 75V76H197V75ZM246 74H247V72H246ZM249 74V73H248ZM7 75V74H6ZM33 75V74H32ZM194 75H196V76H194ZM243 76H244V73L242 74ZM241 75V76H242ZM2 76V77H1ZM37 76V75H36ZM122 76H123V74H122ZM129 75L127 74L126 75V77H128ZM133 76H130V77H133ZM202 76H206V75H202ZM201 76V77H202ZM240 75H239V77H241ZM8 77V76H7ZM15 77H17V76H15ZM38 77V76H37ZM124 77H125V74H124ZM135 77V76H134ZM190 77H191V75H190ZM200 77V78H201ZM209 77H211V76H209ZM220 76H218V78H219ZM225 77V76H224ZM229 77H231V76H229ZM237 77V76H236ZM251 78H252V76H250ZM249 77V78H250ZM5 78V77H4ZM2 79V80H5V79ZM10 78V77H9ZM120 78V77H119ZM193 78V80L194 81H196L197 83L199 82H202L201 80L203 79H198L199 81H197V80H195ZM207 78H208V76H207ZM217 78V79H218ZM221 78V77H220ZM104 79V78H103ZM106 79V78H105ZM103 80V81H105L106 82V84H111L112 82L111 81H109V83H107L108 82V80L106 81V80ZM121 79H122V77H121ZM126 79V78H125ZM135 79V78H134ZM212 79V78H211ZM217 79H215V81L217 80ZM224 79V78H223ZM222 79V80H223ZM244 79H245V77H244ZM243 79V80H244ZM256 79H251L252 80V82L251 83H248L249 84V86H248V89L249 88H255V87H258V86H260L259 85V83H257V82H254V80H256ZM52 80L53 81H56L57 80V77H56V79L54 78H52ZM52 80L50 81V82H52ZM110 80H111V78H110ZM114 80H115V78H114ZM113 80V81H114ZM118 80V79H117ZM117 80H115L116 82H117ZM208 80V79H207ZM10 81V80H9ZM13 81H16L17 82V80H14V77H13ZM32 81V80H31ZM36 81H38V80H36ZM40 82H42L41 80H39ZM99 81H102V80H99ZM119 81H120V79H119ZM124 81V83H125V80H123ZM193 81V82H194ZM210 81V80H209ZM223 81H225V80H223ZM230 81V80H229ZM231 81H234V80H231ZM238 81V80H237ZM1 82V81H0ZM35 82V81H34ZM48 82V81H47ZM58 82H59V79L57 80V84H56V86L58 85ZM98 82V81H97ZM196 82H194L195 84L194 85H199V83L197 84ZM203 82H205L204 80H203ZM203 82H202V84H203ZM212 82H214V81H212ZM211 82V84H214V83H212ZM217 82H218V84H220L219 82H221V81H218L217 80ZM26 83V82H25ZM100 83V82H99ZM124 83H122V84H124ZM137 83V82H136ZM139 83V82H138ZM222 83H224V82H222ZM229 83V82H228ZM231 83V82H230ZM241 83V82H240ZM15 85H16V83H14ZM26 84H28V83H26ZM36 84V83H35ZM40 85H41V83H39ZM50 83H48V85H49ZM106 84L105 83H101V84H99V87L97 88V86H96V94L94 95V94H92V93H94V92H92L91 94H89L88 96H87V98H86V102L85 101H83V103H81V102H79V95L77 94V96H79L78 97V99L77 98H75V101L76 100H78L77 101V103H79L78 105L80 106L81 104V106H83V108L85 107V109H79V110H81V111H79L78 110V108H76V106H75V110L74 111H72L73 109H72V104H74L73 102L74 101H72V104H71V106H70V104H68L69 106H67V107H69V109H70V113H72V114H74V113H77L78 111H79V113H80V116H79V114L77 113V116H75V117H78L79 118V121H78V119L76 120V119H73V117L71 118L70 116L68 117V119L69 118H71V120H76V121H78L79 123L77 124V126H75V127H77V128H82V130L84 129V128H89V126L91 125V123L92 124H94L95 123V127H96V124H97V126H98V124H99V128L101 129V126L100 125H103L102 127H104V128H102V129H105L106 128V125L108 124H106V123H104V120L106 119H104L103 117H100V116H104V115H102V114H104L105 113V115L107 116V115H110L112 112H111V109H112V107H111V99H110V101L108 102V100H109V98H110V96L108 97V95H109V93L107 92V90H109L108 88H106L107 86H106ZM114 84V83H113ZM119 84V83H118ZM125 84H127L129 87L131 86V85H129L127 82L125 83ZM218 84H216V82H215V85L218 87ZM238 84V83H237ZM263 85L262 86H264V81H263V83H262ZM5 85V84H4ZM17 85H18V83H17ZM31 85H33V83L31 84ZM44 85L45 86H43V87H46V85H47V83H46V81H45V83H44ZM51 85H53V84H51ZM74 85V84H73ZM213 86V87H216V86ZM239 85V84H238ZM244 85V84H243ZM11 86H12V84H11ZM26 86V85H25ZM39 86V85H38ZM110 86V85H109ZM108 86V87H109ZM127 86V88H129ZM224 86V85H223ZM222 86V87H223ZM227 86V85H226ZM233 86V85H232ZM232 86H230V87H232ZM262 86H260V87H262ZM0 87H1V85H0ZM15 87V86H14ZM13 86H12V89H9V92L8 93H12V95L14 94L15 95V93L18 95V91L17 90H15V88H14ZM29 87V86H28ZM55 87V86H54ZM54 87H51L50 86V88H54ZM80 87V86H79ZM113 87H115V86H113ZM118 87H120L119 85H118ZM123 87H124V85H123ZM126 87V86H125ZM131 87H134V84H133V86H131ZM130 87V88H131ZM192 87V86H191ZM197 89H200L199 88V86H195ZM194 87V88H195ZM201 87V86H200ZM203 87V86H202ZM201 87V88H202ZM210 87V86H209ZM212 87V86H211ZM219 87H221V86H219ZM234 87V86H233ZM232 87V88H233ZM259 87V88H260ZM19 88V87H18ZM25 88V87H24ZM23 88V89H24ZM49 88V87H48ZM72 88V87H71ZM74 88V87H73ZM84 88H86V87H84ZM111 89H112V87H110ZM121 88H122V86H121ZM129 88V89H130ZM204 88V87H203ZM206 88V87H205ZM229 88V87H228ZM231 88V89H232ZM241 88V87H240ZM243 88V87H242ZM20 89V88H19ZM36 89V88H35ZM41 89V88H40ZM46 89V88H45ZM45 89H43V90H45ZM79 89V88H78ZM89 89H92V90H94L93 88H89ZM114 89V88H113ZM124 89V88H123ZM122 89V90H123ZM129 89H126V90H129ZM132 89V88H131ZM190 89H192V88H190ZM208 89V88H207ZM216 89V88H215ZM224 89H225V87H224ZM247 89V88H246ZM256 89V88H255ZM254 89V90H255ZM264 89V88H263ZM262 89V90H263ZM1 90V89H0ZM26 90H28V89H26ZM49 90V89H48ZM71 90V89H70ZM74 90V89H73ZM92 90H90V92L92 91ZM117 90V89H116ZM120 90V89H119ZM119 90H118V92H119ZM134 90H135V88H134ZM217 90V89H216ZM234 90V89H233ZM242 90V89H241ZM17 91V92H16ZM29 91V90H28ZM30 91H32V90H30ZM36 91H38V90H36ZM36 91H33V93L35 92L36 93ZM46 91V90H45ZM81 91V90H80ZM99 91V92H98ZM111 91V90H110ZM194 91V90H193ZM226 91V90H225ZM228 91V90H227ZM245 91V90H244ZM250 91V90H249ZM252 91V90H251ZM3 92V91H2ZM21 92V91H20ZM79 92V91H78ZM112 92H114V91H112ZM112 92H110V93H112ZM116 92V91H115ZM128 92V91H127ZM201 92V91H200ZM208 92V91H207ZM259 92V91H258ZM1 93V92H0ZM30 93V92H29ZM32 93V94H33ZM89 93V92H88ZM195 93H197V91L195 92ZM202 93V92H201ZM200 93V94H201ZM218 93V92H217ZM244 93H246V92H244ZM253 93V92H252ZM257 93V92H256ZM73 94V93H72ZM82 94H83V91H82ZM97 94H98V96H99V98H96V96H97ZM120 94V93H119ZM125 93H123V95H124ZM212 94V93H211ZM250 94V93H249ZM260 94V93H259ZM20 95V94H19ZM18 95V96H19ZM70 95H71V93H70ZM81 95V94H80ZM111 95V94H110ZM117 95V94H116ZM122 95V94H121ZM122 95V96H123ZM198 97H199V94H196ZM231 95V94H230ZM6 96V95H5ZM4 96V97H5ZM21 96V95H20ZM73 96V95H72ZM76 96V97H77ZM85 96V95H84ZM113 96H115V95H113ZM126 96V95H125ZM125 96H123V97H125ZM226 96V95H225ZM248 96V95H247ZM257 96V95H256ZM259 96V95H258ZM8 97V96H7ZM15 97V96H14ZM115 97H117V96H115ZM121 97V96H120ZM198 97H196L197 98V100H196V102L199 100L198 99ZM209 97V96H208ZM66 98V97H65ZM82 98V97H81ZM112 98V97H111ZM119 98V97H118ZM202 98H204V97H202ZM211 98V97H210ZM243 98V97H242ZM19 99H21L22 100V98L20 97ZM71 99V98H70ZM84 99V98H83ZM205 99V98H204ZM203 99V100H204ZM255 99V98H254ZM5 100V99H4ZM3 100V101H4ZM24 100V99H23ZM22 100V101H23ZM67 100H69L68 98H67ZM81 100V99H80ZM122 100V99H121ZM141 100V99H140ZM2 101V96H1V94H0V109L2 110V108H3V105H5L4 104V102ZM25 101V100H24ZM70 101V100H69ZM68 101V102H69ZM114 100H112V102H113ZM116 101V100H115ZM201 101V100H200ZM211 101V100H210ZM219 101V100H218ZM3 102V103H2ZM65 102V101H64ZM63 102V103H64ZM23 102H21V104H22ZM66 103V102H65ZM69 103H71V101L69 102ZM76 102H75V105L77 104ZM86 103V104H85ZM116 103V102H115ZM118 103V102H117ZM139 103V102H138ZM216 103V102H215ZM1 104H2V107H1ZM21 104H19V105H21ZM24 104V103H23ZM67 104V103H66ZM114 104V103H113ZM140 104V103H139ZM143 104V103H142ZM197 105H198V103H196ZM201 104V103H200ZM218 104V103H217ZM236 104V103H235ZM78 105H77V107H78ZM115 105V104H114ZM114 105H112L113 106V108L114 107H116V106H114ZM117 105V104H116ZM212 105H214V104H212ZM22 106V105H21ZM64 106H65V104H64ZM81 106L79 107V108H81ZM119 106V105H118ZM228 106V105H227ZM5 107V106H4ZM16 107V106H15ZM19 107V106H18ZM17 107V108H18ZM127 107V106H126ZM136 107V106H135ZM140 107V106H139ZM8 108V107H7ZM34 108V107H33ZM36 108V107H35ZM73 108H74V106H73ZM119 108V107H118ZM123 108V107H122ZM218 108V107H217ZM222 108V107H221ZM235 108V107H234ZM68 109V110H69ZM139 109V108H138ZM212 109V108H211ZM230 109H232V108H230ZM260 109H261V107H260ZM4 110V109H3ZM14 110V109H13ZM34 110V109H33ZM32 110V115H34L37 111V109L35 110V111H33ZM65 110V113H68V110L67 109H64ZM67 110V111H66ZM78 110V111H77ZM112 110H115V108L114 109H112ZM118 110H120V109H118ZM118 110H116V111H114L115 113H117V111ZM123 110V109H122ZM124 110H125V108H124ZM130 110V109H129ZM196 110V109H195ZM254 110V109H253ZM75 111H77V112H75ZM105 111H107V112H110V113H108V114H106V112ZM126 111H127V109H126ZM204 111V110H203ZM211 111V110H210ZM229 111V110H228ZM14 112V111H13ZM21 112V111H20ZM23 112V111H22ZM33 112H35L34 114H33ZM130 112V111H129ZM238 112V111H237ZM245 112V111H244ZM17 113H19V111L17 112ZM24 113V112H23ZM38 113V112H37ZM69 113V114H70ZM114 113V114H115ZM120 113V112H119ZM215 113V112H214ZM229 113V112H228ZM231 113V112H230ZM236 113V112H235ZM19 114H21V113H19ZM85 114H90L89 116L88 115H85ZM113 114V113H112ZM110 115V116H113V115ZM124 114V113H123ZM122 114V115H123ZM133 114V113H132ZM134 114H136V113H134ZM134 114H133V116H134ZM212 114V113H211ZM244 114V113H243ZM242 114V115H243ZM251 114V113H250ZM253 114V113H252ZM31 115V114H30ZM68 115V114H67ZM76 115V114H75ZM91 115H95V119H94V117L92 116V118L91 119H94L93 121H91V119L90 120H88L87 118H90V116ZM120 115V114H119ZM126 115V114H125ZM241 115V116H242ZM14 116V115H13ZM36 116H39L38 114H35V116H32L31 117V119H33V117H35V118H37ZM41 116V115H40ZM72 116H74V115H72ZM105 116V117H106ZM110 116H108L109 118H110ZM203 116V115H202ZM206 116V115H205ZM229 116V115H228ZM234 116H235V114H234ZM236 116H237V114H236ZM247 116V115H246ZM17 118H15V117H13L12 119V121L10 122H6V123H8V125L5 123V125L7 126L6 128H8V130L5 132V134L6 135H8V138H7V136L6 137H2L3 139L4 138H7L6 139V141H5V139L3 140H1V135H0V172L2 171V170H4L2 173H0L1 175V178L2 177H4L5 176V181H6V179H7V181L6 182H4V178H3V181L2 182H4V183H0V188H1V190L2 191H5V192H2V191H0V192H2V193H5L6 195L9 193L8 192V190L11 188V186H15V185H13V183H15V181L16 180H19V179H17V177H19V175H18V173H19V169L20 168H23L24 167V169H33L34 168V166H36V168L38 167H40V166H42L41 168L42 169H47L48 170V172H49V175H47V177L45 178V179H43L44 181H46V183H44V185H46V187H45V189H48L49 191V193L50 194H52V195H54L55 197L57 196V197H60L59 199L61 200V202H62V200H64V202L65 201H67V202H69V201H71L74 205H77L78 207H79V209H78V211H77V213L75 214H73V212L71 213V212H69V214H68V216H67V220H65V221H61V223H59V222H56V223H54V222H51L50 220L51 219H48V217H50V215H48V211L50 210V205H49V203H50V201H47V199L45 198V197H47V195L48 194H46V192H47V190L45 191L43 188V191H45V192H43L40 188H37L36 186V188H33V189H30V188H28V186L26 185L25 187L22 185V184H24V183H26L25 181H23L24 183H22L21 185L25 188V189H23V187L20 189H18V190H13V192L14 191H16L13 195H12V197L11 198H9V197H7V198H9L10 200H9V202H10V204L8 203V202H6V203H8L9 204V206L11 205V203L13 204V206H12V208L11 207H9V208H11V209H9V210H7L6 212H4L5 210H3L4 208H7V207H5V206H8V205H5L4 206V208L2 209V206H1V208H0V256H4V259H6L7 261H10L11 262V260L14 258V260L15 259H17L16 257H17V255H15L16 257H13L14 255H13V253H11L10 251V253L8 252V248H7V246L8 245H16L20 250H22V249H25V247L26 246H28L29 245V243H30V241H32V239L34 240V244L33 245H38V246H36L38 249L36 250L35 248V250H30V251H22V252H17L18 254H19V256L18 257H20L21 259H22V263L21 264H23L24 262H25V264H58V262L60 261L61 262V264H63L62 263V261L60 260V258H59V260H58V257L56 258V253H55V250L54 251H50L49 250V247L51 246L50 245V243L51 244H53V242H56V243H54L55 245H57L59 242H60V244H59V246L61 245L62 246V241H60V239H57V240H53L50 236H49V234L48 233H46L45 232V230L47 231V232H49V231H56V232H58V233H69L70 234V236L71 237H74V238H76V239H73L72 241L75 243V246H73V247H71V245L72 244H68V249H67V251H66V254H67V256L69 257V258H71V259H75V261H73L74 262V264H111L110 263V261H113L114 262V260H115V263H113V264H167V262L165 261L167 258H164L163 256L165 255V253H166V255H168L167 254V250L169 251V249H167L166 250V252L164 253V255L162 254H160L159 253V249L160 248H158V250H157V253H159V254H157V253H155V249H153V246L156 244V242H157V237H160L161 236V234H162V232H164V229H165V227L167 226L166 224H167V221H168V219L166 220V219H164V221L166 222V226L164 225V229L162 228V227H160V228H162V229H160V231L159 232H161L162 230V232L161 233H159V234H156L154 231V229H156V228H158L159 229V227H156L155 228V226L153 225V224H155V223H152L154 220L156 221V224H157V220H159L160 219V217H161V213L159 214V212H161L160 211V209H159V204L157 205V204H155V202H157L156 201V198H159L160 197V195H157V193H156V195L157 196H159V197H148L147 196V200H146V198L144 197V196H142L143 194H138V192L137 191H135V195H136V192H137V196L139 195H141L142 197H144L145 199H143L142 197L141 198H137V196L136 197H134L135 195L133 194V197L135 198H133L132 199V202L133 201H135V203H131V199H129V198H131V197H129V193H132V191L130 192V190H131V188H133V186H134V188L136 187V185H138V184H136V183H134V182H138V181H142V180H144L143 179V177H145V175H146V173L145 172H147L146 171V169H149V168H147V167H149L150 166V163H154V162H151V161H153V159L151 160V161H149V159H148V157H146V156H148L147 154L145 155L144 154V152H140V150L138 151V153H126L125 152V154L123 155L122 154V156H123V158H120V160L119 159H116V157L114 156L115 154L114 153H109L108 155H106L105 154V150H104V148L106 147V143H105V147L103 148V150L105 151L102 155H100L101 153H100V144L98 145V141H97V143L96 142H91L92 140H90V145H87V143H86V146L87 147H85V146H81L80 144V142H81V140H79L78 142L80 143H78L79 145H78V149H77V144H75L76 146H74L77 150H73L74 148H72V146L74 145H71V143H74V142H69L70 141V138L68 139L67 138V140H66V138H63V136L64 135H67V134H65L64 133V135L61 137L62 138V140H63V142H61L60 140L58 141V142H61L59 145H61V149L63 150V148L65 149V152H64V150H63V152L64 153H67V154H64V156L66 155V156H68V158H70V160L69 159H66L67 157H64V158H60V156H59V158H56L55 157V159H60L61 160V162H60V160H59V163H57L58 161H54L55 159H51V158H54V157H51V156H49L50 157V159L49 158H47L46 159V155H43V152H42V155H40V153L39 154H36V155H38V156H40L39 158H38V160H41V164L39 165V166H37V163L34 165H32V161H33V159H35L34 157H35V154L34 153H36L35 152V149H34V151H31L32 149H33V146L32 145H34V142L32 141L31 143H29V142H27L26 144L28 145H26V144H24L25 143V141H24V143L22 144L23 146L25 145V149H29L27 152L25 151V149L24 150H22L23 149V146H22V149L19 151V152H21L22 153V151H24L25 152V154H21V155H23L22 157L18 154L19 152H18V149H14V151H12V152H15L16 150V154L17 155H19L20 157H21V160H23V157H25V159H24V163L25 164H23V162L21 161H17L16 160V156L14 157V158H11L10 157V154H12V152L10 151V150H12V148L13 147H11V146H15L16 144L18 145V143H16L15 145L14 144H12L13 142H14V138H16L19 134H20V131L22 130V127L20 126L21 125V122H23V121H20L21 119H20V117H19V119H18V116H16ZM42 117V116H41ZM41 117H40V119H41ZM44 117V116H43ZM66 117V116H65ZM87 117V118H86ZM108 117H107V119H108ZM222 117V116H221ZM1 118V117H0ZM7 118V117H6ZM11 118V117H10ZM39 118V117H38ZM111 118H114V116L113 117H111ZM116 118V117H115ZM114 118V119H115ZM126 118V117H125ZM124 118V119H125ZM128 118H129V116H128ZM131 118V117H130ZM134 118V117H133ZM225 118V117H224ZM223 118V119H224ZM228 118V117H227ZM243 118V117H242ZM247 118V117H246ZM23 119V118H22ZM26 119V118H25ZM24 119V120H25ZM47 120H48V118H46ZM103 119V120H102ZM120 119V118H119ZM118 119V120H119ZM138 119H140V117L138 118ZM249 119V118H248ZM258 119V118H257ZM2 120V119H1ZM26 120H28V119H26ZM30 120V119H29ZM33 120H35V119H33ZM37 120V119H36ZM35 120V121H36ZM71 120H69V121H71ZM103 122H102V121ZM129 120V119H128ZM135 120V119H134ZM206 120V119H205ZM220 120V119H219ZM221 120H222V118H221ZM238 120V119H237ZM242 120V119H241ZM253 120V119H252ZM2 121H4V119L2 120ZM7 121V120H6ZM32 120H30V123H36V122H31ZM38 121L39 120H37V123H38ZM41 121H43V120H41ZM46 121V120H45ZM49 121V120H48ZM108 121V120H107ZM117 121V120H116ZM208 121V120H207ZM243 121H245V120H243ZM247 121H249V120H247ZM28 122V121H27ZM26 122V123H27ZM68 122V121H67ZM94 122V123H93ZM118 122V121H117ZM117 122H114V123H116L117 124ZM235 122V121H234ZM238 122V121H237ZM2 123V122H1ZM1 123H0V125H1ZM30 123H29V125H30ZM40 123V122H39ZM47 123V122H46ZM69 123V122H68ZM219 123V122H218ZM242 123V122H241ZM250 123V122H249ZM41 124V123H40ZM44 123H42V125H43ZM75 124H76V122H75ZM106 124V125H105ZM110 124V123H109ZM108 124V125H109ZM119 124V123H118ZM142 124V123H141ZM207 124V123H206ZM230 124V123H229ZM251 124V123H250ZM252 124H253V122H252ZM255 124V123H254ZM4 125V124H3ZM26 125V124H25ZM29 125L27 124V126L29 127ZM71 125H72V123H71ZM88 125V126H87ZM107 125V126H108ZM113 125V124H112ZM243 125V124H242ZM23 126V125H22ZM32 127H33V125H31ZM34 126H35V124H34ZM36 126H38L37 124H36ZM35 126V127H36ZM113 126H115V125H113ZM112 126V127H113ZM117 126H119V125H117ZM122 126V125H121ZM134 126V125H133ZM143 126V125H142ZM3 127V126H2ZM1 127V128H2ZM25 127V126H24ZM24 127H23V129H24ZM31 127V128H32ZM48 127V126H47ZM94 127V128H95ZM98 127H96L95 129H97ZM125 127V126H124ZM137 127V126H136ZM212 127V126H211ZM210 127V128H211ZM241 127V126H240ZM239 127V128H240ZM258 127V126H257ZM31 128H29V129H26V130H30ZM44 128H45V126H44ZM72 128H74V127H72ZM91 128H93V127H91ZM110 128L111 127H109L108 128V130H107V128H106V130L104 131V132H108L109 134H110V132H109V130H110ZM138 128H139V126H138ZM37 129V128H36ZM174 129H176V128H174ZM4 130V128H2V131ZM32 131H34V129H31ZM79 130V129H78ZM84 130H86V129H84ZM84 130H83V132H84ZM113 129H111V131H112ZM134 130H135V128H134ZM133 130V131H134ZM240 130V129H239ZM23 131V130H22ZM47 131V130H46ZM45 131V132H46ZM49 131V130H48ZM100 131V130H99ZM114 131L115 130H113V132H112V137H111V135H110V137L111 138H109V139H112V138H116L115 136L116 135H113V134H117V133H119L118 132V130H117V133H114ZM121 131V130H120ZM137 131V130H136ZM242 131H244V129L242 130ZM261 131V130H260ZM9 132V133H8ZM25 133H28L27 135H29L30 134V131H24ZM82 132V131H81ZM88 132V131H87ZM131 132V131H130ZM225 132H227V131H225ZM246 132V131H245ZM23 133V132H22ZM22 133H21V135H22ZM50 132H48V134H49ZM63 133V132H62ZM85 133V132H84ZM83 133V134H84ZM89 133V132H88ZM91 133V132H90ZM93 133V132H92ZM95 133V132H94ZM122 133V132H121ZM132 133V132H131ZM135 133V132H134ZM138 133V132H137ZM223 133V132H222ZM243 133V132H242ZM248 133H251V132H248ZM259 133V132H258ZM1 134V133H0ZM2 134H4L3 132H2ZM31 134H33L32 132H31ZM31 134H30V136H31ZM87 134V133H86ZM107 134V133H106ZM109 134H108V136H109ZM124 134V133H123ZM226 134V133H225ZM224 133H223V135H225ZM252 134V133H251ZM256 134V133H255ZM24 135V134H23ZM50 135H52V134H50ZM49 135V136H50ZM62 135V134H61ZM85 135V134H84ZM103 135V134H102ZM126 135H128V134H126ZM144 135V134H143ZM231 135H233V133L231 134ZM237 135H238V133H237ZM243 135V134H242ZM250 135V134H249ZM257 135H259V134H257ZM26 136V135H25ZM34 136V135H33ZM68 136V135H67ZM92 136H93V134H92ZM105 135H103V137H104ZM114 136V137H113ZM120 136H122V135H120ZM125 136V135H124ZM133 136V135H132ZM142 136V135H141ZM241 136V135H240ZM244 136H247V135H245L244 134ZM20 138H21V136H19ZM23 137V136H22ZM52 137V136H51ZM55 137V136H54ZM94 138H95V136H93ZM93 137L91 138V139H93ZM99 137V136H98ZM106 137V136H105ZM126 137V136H125ZM124 137V138H125ZM254 137H256V136H254ZM258 137V136H257ZM256 137V138H257ZM19 138V139H20ZM25 138H29V137H25ZM24 138V139H25ZM34 138V137H33ZM55 138H57V137H55ZM75 138V137H74ZM85 138V137H84ZM99 138H101V136L99 137ZM118 138V137H117ZM123 138V139H124ZM160 138V137H159ZM228 138H229V136H228ZM235 138V137H234ZM262 138V137H261ZM45 139V138H44ZM46 139H47V137H46ZM44 140V143H46L47 145H49V144H51L50 143V141L49 140ZM51 139V138H50ZM103 139H105V138H103ZM123 139H121L120 138V140H123ZM133 139H134V137H133ZM147 139V138H146ZM252 139V138H251ZM12 140H13V142H12ZM21 140H23V139H21ZM26 140V139H25ZM28 140V139H27ZM26 140V141H27ZM29 140L31 141L32 139H30L29 138ZM28 140V141H29ZM73 140V138H71V141ZM95 140V139H94ZM97 140V139H96ZM95 140V141H96ZM116 140H118V139H116ZM115 140V141H116ZM119 140V141H120ZM136 140V139H135ZM149 140H151V139H149ZM237 140V139H236ZM239 140H240V138H239ZM256 140V139H255ZM261 140V139H260ZM259 140V141H260ZM17 141V140H16ZM15 141V142H16ZM53 141V140H52ZM74 141H75V139H74ZM83 141V140H82ZM87 141V140H86ZM89 141V140H88ZM87 141V142H88ZM103 141H105V140H103ZM114 141V142H115ZM133 141V140H132ZM140 141H141V139H140ZM144 141V140H143ZM161 141H163V139L161 140ZM229 141V140H228ZM263 141V140H262ZM55 142V141H54ZM58 142H57V144H58ZM100 142H102L101 141V139H100ZM105 142H107V140L105 141ZM114 142L112 143V140H111V144H113L114 145ZM121 142H123V141H121ZM130 142H131V138H130ZM146 142V141H145ZM150 142V141H149ZM160 142V141H159ZM236 142V141H235ZM240 142H241V140H240ZM239 142V143H240ZM248 142V141H247ZM22 143V142H21ZM29 143V144H28ZM85 143V142H84ZM89 143V142H88ZM117 143V141L115 142V144ZM124 143V142H123ZM133 143V142H132ZM141 143V142H140ZM148 143V142H147ZM253 143V142H252ZM256 143V142H255ZM262 143H264V142H262ZM20 144V143H19ZM46 144L44 145V146H46ZM55 144V143H54ZM108 144V143H107ZM118 145H119V143H117ZM127 144V143H126ZM131 144V143H130ZM134 144H135V142H134ZM142 144H144V142L142 143ZM152 144V143H151ZM166 144V143H165ZM233 144V143H232ZM242 144V143H241ZM248 144V143H247ZM261 144V143H260ZM16 145V146H17ZM51 145H53V144H51ZM62 145H63V148H62ZM108 145H110V144H108ZM112 145V146H113ZM117 145V146H118ZM125 144H123V146H124ZM128 145H129V143H128ZM132 145V144H131ZM135 145H138V144H135ZM157 145V144H156ZM237 145V144H236ZM240 145V144H239ZM245 145H246V143H245ZM26 146H27V148H26ZM101 146H103L102 144H101ZM111 146V148L110 149H108L107 147V149L108 150H111L112 148H114L115 147V149L117 148L115 145L112 147ZM122 146V145H121ZM121 146H120V148H121ZM127 146V145H126ZM146 146V145H145ZM242 146V145H241ZM244 146V145H243ZM247 146H249V145H246L245 147H247ZM19 147V149H20V147H21V145H19V146H17V147H15V148H18ZM47 147V146H46ZM49 147V146H48ZM47 147V148H48ZM53 147V146H52ZM125 147V146H124ZM128 147V146H127ZM130 147H132V146H130ZM150 147V146H149ZM161 147V146H160ZM166 147H167V145H166ZM165 146H164V149L166 148ZM169 147V146H168ZM253 147V146H252ZM255 147V146H254ZM259 147V146H258ZM261 147V146H260ZM50 148V147H49ZM54 148V147H53ZM71 148V150L72 151H76V153L78 152L79 154H76L75 153V155H78L77 156V158L76 159H78V157H80V159L79 160H81V161H79V160H76V159H74L76 156L74 155L73 157L74 158H72V160H71V155L72 154H70V156H69V153H73L72 151L70 152V149ZM105 148V149H106ZM126 148V147H125ZM124 148V149H125ZM146 148V147H145ZM159 148V147H158ZM157 148V149H158ZM162 148V147H161ZM232 148V147H231ZM251 148V147H250ZM262 148H263V146H262ZM58 149H60V147L58 146ZM119 149V148H118ZM127 149V148H126ZM131 149V148H130ZM137 149V148H136ZM139 149H141V148H139ZM144 149V148H143ZM143 149H142V151H143ZM154 149V148H153ZM241 149V148H240ZM246 149V148H245ZM102 150V151H103ZM121 150V149H120ZM145 150V149H144ZM170 150V149H169ZM168 150V151H169ZM249 150V149H248ZM251 150V149H250ZM259 150V149H258ZM11 153H10V152ZM47 151H52V149L51 150H47ZM112 151H113V149H112ZM128 151V150H127ZM131 151V150H130ZM162 151V150H161ZM164 151V150H163ZM176 151V150H175ZM232 151V150H231ZM234 151V150H233ZM238 151V150H237ZM242 151V150H241ZM243 151H244V148H243ZM252 151V150H251ZM251 151H249V152H251ZM262 151H264V150H262ZM33 152V153H32ZM40 152V151H39ZM55 152H57V151H55ZM54 152V153H55ZM59 152H61V151H59ZM62 152V153H63ZM69 152V153H68ZM107 152H109V151H107ZM115 152V151H114ZM170 152H171V150H170ZM235 152V151H234ZM246 152V151H245ZM255 152V151H254ZM10 153V154H9ZM38 153V152H37ZM45 153V152H44ZM48 153V152H47ZM51 153V152H50ZM53 152H52V154H54ZM100 153V154H99ZM147 153V152H146ZM164 153H166V152H164ZM56 154V153H55ZM150 155H152L151 153H149ZM153 154H154V152H153ZM168 154H171V153H168ZM173 154V153H172ZM255 154H256V152H255ZM257 154H258V151H257ZM15 154H13L12 156H14ZM25 155V156H24ZM48 155H51V154H47V156ZM57 155V154H56ZM61 155V154H60ZM80 155V156H79ZM104 155H106V156H104ZM117 155H119L118 153H117ZM150 155H149V158H150ZM167 155V154H166ZM217 155V154H216ZM219 155V154H218ZM230 155H231V153H230ZM254 155V154H253ZM264 155V154H263ZM37 156V157H38ZM62 156H63V154H62ZM120 156V155H119ZM157 156V155H156ZM156 156H155V160L154 161H156ZM161 156V155H160ZM165 156V155H164ZM168 156V155H167ZM211 156V155H210ZM234 156V155H233ZM236 156V155H235ZM245 156V155H244ZM248 156H250V155H248ZM262 156V155H261ZM18 157V156H17ZM159 157V156H158ZM215 155L213 154V156H212V158L213 159H215ZM241 157V156H240ZM19 158V157H18ZM118 158V157H117ZM152 158V157H151ZM167 158V157H166ZM217 158V157H216ZM239 158V157H238ZM242 158V157H241ZM12 159H14V160H12ZM62 159H64L65 160V162L63 161L62 162ZM159 159V158H158ZM221 159V158H220ZM246 159V158H245ZM53 162H52V161ZM160 160V159H159ZM171 160V159H170ZM208 160H211L210 158L208 159ZM237 160V159H236ZM244 160V159H243ZM34 161H36V160H34ZM169 161V160H168ZM167 161V162H168ZM217 161H219V160H217ZM220 161H224V160H220ZM219 161V162H220ZM40 162V161H39ZM150 162V163H149ZM166 162V161H165ZM166 162V163H167ZM225 162V161H224ZM227 162V161H226ZM229 162H233V163H235L236 161H229ZM239 162H241V161H239ZM250 162V161H249ZM255 162H257V160H255ZM21 165H23V167H21V166H19L20 164ZM35 163V162H34ZM173 163V162H172ZM177 163V162H176ZM211 163V162H210ZM222 163V162H221ZM259 163V162H258ZM261 163V162H260ZM154 164H156V163H154ZM240 164H241V166H240ZM239 164V169H240V167H241V169H243V170H241V177H240V180L243 182V185L245 184H251V183H253L252 182V179H255V173L256 172H258V171H255V167L253 166V164H254V161H253V164H252V162H250V164L248 165L247 164V161L246 160H244V161H242L241 163ZM80 165H82V166H80ZM153 165V164H152ZM151 165V166H152ZM159 165V164H158ZM162 165H164V161H163V163L161 164V165H159V166H162ZM166 165V164H165ZM174 165H176V164H174ZM223 165V164H222ZM231 166H232V164H230ZM230 165H229V167H230ZM236 165V164H235ZM252 165V166H251ZM263 165H264V162H263ZM83 166L85 167V170H86V172H81L82 170L81 169H84L83 168ZM159 166H157V167H159ZM221 166V165H220ZM228 166V165H227ZM251 166V167H250ZM154 167H155V165H154ZM169 167H170V165H169ZM168 167V168H169ZM175 167V166H174ZM178 167V166H177ZM204 167V166H203ZM207 167V166H206ZM219 167V166H218ZM228 167V168H229ZM237 167V166H236ZM254 167V168H253ZM40 168V169H41ZM207 168H209V167H207ZM225 168V167H224ZM227 168V167H226ZM252 168H253V171H254V173L253 172H251L252 171ZM257 168H259L260 169V167H257ZM2 169V170H1ZM35 169V168H34ZM156 169V168H155ZM158 169V168H157ZM162 169L163 168H160V171L162 172ZM172 169V167L170 168V170ZM206 169V168H205ZM230 169V168H229ZM233 169V168H232ZM234 169H237V168H234ZM251 169V170H250ZM150 170V169H149ZM159 170V169H158ZM22 171H24V170H22ZM22 171H21V173H22ZM26 171V170H25ZM27 171H29V170H27ZM26 171V172H27ZM165 171V170H164ZM164 171H163V173H164ZM212 171V170H211ZM149 172H151V171H148L147 172V179H148V174H149ZM152 172H154L155 173V170L154 171H152ZM151 172V173H152ZM158 172V171H157ZM156 172V173H157ZM170 172V171H169ZM118 173L121 175V178H123L122 179V181H124V183L128 180V184H129V186H132V184L134 183V185L128 190V188H129V186H128V188L126 189V190H128V196H127V198L125 197V195L127 194V192H125V186H126V184H125V186H124V189L123 188H119V186H118V184L120 185V183L122 184L123 182H120L121 181V178H119L120 179V181H119V183H117V185H116V181H118V180H116L115 182L113 181L112 182V179L113 178H115L114 176L115 175H118ZM155 173V174H156ZM211 173V172H210ZM210 173H209V175H210ZM213 174H214V172H212ZM260 173V172H259ZM143 174V175H142ZM145 174V175H144ZM153 174V173H152ZM159 174H161L160 172H159ZM159 174L157 173V175H154L153 177H155V176H157V178L155 177V179L157 180L158 179V181H161L160 179H159ZM166 174V173H165ZM216 174V173H215ZM221 174V173H220ZM257 174V173H256ZM261 174V173H260ZM18 175V176H17ZM140 175H142V176H140ZM170 175V174H169ZM212 175V174H211ZM262 175V174H261ZM119 176V175H118ZM140 176V178L139 179H142V180H138L136 177H139ZM151 176V175H150ZM162 176H164L163 174H161L160 175V177L162 178ZM173 176V175H172ZM171 176V177H172ZM215 176L216 175H213V176H211L212 178L214 177V179H215ZM258 176V175H257ZM256 176V177H257ZM23 177V176H22ZM22 177H21V180H22ZM25 177V176H24ZM170 177V178H171ZM195 177V176H194ZM194 177L193 178H191V179H194ZM210 177V176H209ZM20 178V177H19ZM62 178H64V180L62 179ZM150 178V177H149ZM167 178H169L168 176H167ZM167 178H162L163 180L164 179H167ZM218 177H216V179H217ZM117 179V178H116ZM137 179V180H136ZM155 179H153L152 178V181H154ZM206 179V178H205ZM209 179H211V178H209ZM214 179H212V180H214ZM256 179H258V178H256ZM21 180H20V182H21ZM62 180H63V185H61V182H62ZM151 180V179H150ZM173 180V179H172ZM172 180H171V182H172ZM178 180V179H177ZM218 180H219V182H220V179H217V181L216 182H213V181H211V184H216V183H218V185H219V182H218ZM14 181V182H13ZM145 181V180H144ZM143 181V182H144ZM165 181V180H164ZM174 181H175V179H174ZM192 181H195V180H192ZM192 181H191V183H192ZM203 181H204V179H203ZM207 181V186L209 185V187L211 188L212 186H210V181L209 180H206ZM206 181L205 182H202L201 181V184H197V183H199L198 181L197 182H195L194 183V185H195V190L194 191H191L192 192V194L194 195V193L193 192H198L199 193V191H196L197 189L199 190L201 187H203V186H205V185H203V184H205L206 183ZM209 181V182H208ZM1 182V181H0ZM42 182V181H41ZM60 182V183H59ZM139 182V183H140ZM142 182V184L143 185H146L147 183H143ZM149 182V181H148ZM155 182V181H154ZM157 182V181H156ZM155 182V183H156ZM166 182H167V180H166ZM176 182V181H175ZM221 182H224V180L223 179H221ZM220 182V183H221ZM251 182V183H250ZM155 183H154V185H155ZM162 183V182H161ZM176 183H178V181L176 182ZM203 183V184H202ZM225 183V182H224ZM10 184H12V185H10ZM27 184V183H26ZM131 184V185H130ZM136 184V185H135ZM151 184V181L149 182V184H147V185H150ZM163 184V183H162ZM166 184V183H165ZM193 184V183H192ZM223 184V183H222ZM225 184H227V183H225ZM225 184H223L224 186H225ZM17 185H19L20 186V184H17ZM25 185V184H24ZM42 185V184H41ZM48 185V186H47ZM152 185V184H151ZM159 185H160V183H159ZM170 185V189L168 188V190H170L169 192H171L172 194L174 193V191L172 192V190H174V185H173V188H172V184H168V186ZM178 185V184H177ZM217 185V184H216ZM217 185V186H218ZM228 185V184H227ZM257 185V184H256ZM256 185H255V187H253V185H250V186H252V187H250L251 189V192L254 194H256V192L257 193H259V191L256 189ZM40 186V185H39ZM43 186V185H42ZM122 185H120V187H121ZM167 186V185H166ZM167 186V187H168ZM246 186H249V185H246ZM30 187V186H29ZM48 187V188H47ZM123 187V186H122ZM147 187V186H146ZM149 187H151V186H149ZM154 187V186H153ZM158 187L159 186H157V188H156V190H157V192H158ZM162 187V186H161ZM167 187H166V190H167ZM192 187H193V185H192ZM219 187H221L220 185H219ZM228 187H230V188H232L231 186H225V187H222V190L223 191H225L224 189L226 188L227 189V191L228 192H226L225 191V193L223 192V194L222 193H220V192H222V191H220L219 193L220 194H222L223 196H224V198H225V200H227V202H228V204H231L232 202H233V200H234V202H233V204L235 203H237L236 205L237 206H239L238 204L240 203V206L242 205L241 204V202L240 201H238V199L239 198H241L242 197V195H241V193L239 192L238 193V191L239 190H236V189H234L233 190V192H232V189H228ZM16 188V187H15ZM134 188H133V192H134ZM143 188V187H142ZM141 188V189H142ZM148 188V187H147ZM207 189H209L208 187H206ZM224 188V189H223ZM14 189V188H13ZM122 189L124 190L123 192H125V193H123L122 192ZM144 189V188H143ZM146 189V188H145ZM155 189V188H154ZM162 189H163V187H162ZM164 189H165V187H164ZM205 189V188H204ZM42 192H41V191ZM135 190H139L138 189V187H136V189ZM148 189H146V191H147ZM150 190V189H149ZM148 190V192H150ZM193 190V189H192ZM262 190V189H261ZM6 191H7V193H6ZM11 191V190H10ZM76 191H78V194H77V192ZM141 191V190H140ZM143 191H145V190H143ZM153 193H155L154 192V190H151ZM165 191V190H164ZM206 191V190H205ZM28 192V193H27ZM151 192V193H152ZM162 192V191H161ZM169 192L168 191H166V193L168 194V195H171V193L169 194ZM202 192H204V191H202ZM234 192H236L237 194H239L240 196H237V197H235L236 199H234V197L233 196H236V195H232ZM262 193H263V191H261ZM86 193V194H85ZM90 193H94L95 195H96V193L99 195V196H97L98 198L99 197H102L100 200H102L101 202H99V201H97L98 199L96 198V196L94 197V199H96V202H97V204H100V206L98 207V205L97 204H93V201H94V203H95V200H93L92 199V197H90L89 195H90ZM142 193H144V192H142ZM151 193H150V195H151ZM10 194V196H11V193H9ZM9 194H8V196H9ZM26 194H28V199H26V197H27V195ZM46 195V196H44V198H43V196L42 195ZM144 194H146L147 195V192L146 193H144ZM159 194V193H158ZM162 194H164V193H161V195ZM175 194V193H174ZM174 194L173 195H171V196H174ZM178 194V193H177ZM188 195H186L185 196V194H184V202H180V205L182 204V203H184V204H182L183 206H187L186 207V209L188 208V205L190 206L191 205V203L193 204V206L190 208V209H192L194 206H198L199 208H201L200 210H199V208L197 209V212H198V210H199V212L198 213H201V216H202V213L203 214H206L208 217H209V213L210 214H213L212 216L213 217H215L214 219H216L217 221L220 219V221H219V223L220 224H222L221 223V221H223L224 223L226 222V220H227V213H225L227 210H229L228 208H230V206L232 205H228L226 208V210H224V213H225V215H222V214H220V211H219V213H218V209L215 211V206L214 205H212L213 207H211V205L210 204H212V203H210L209 205H210V207L211 208H214V209H210V210H205V208L204 207H206V204H205V206L204 205H202V207L196 202V201H198V199H196V201L195 200H193V198L195 197V196H193V197H191L192 196V194L189 196V194L190 193H187ZM220 194H219V196H220ZM3 195V194H2ZM23 195H26V197L24 198L23 197ZM132 195V194H131ZM145 195V196H146ZM149 195V196H150ZM155 195V194H154ZM259 195H260V193H259ZM259 195H257L258 197H259ZM94 196V195H93ZM166 196V194L164 195V197ZM223 196H221L222 198H223ZM261 196V195H260ZM2 197V196H1ZM105 197H108V198H106L105 199ZM163 197V196H162ZM163 197V199H164V201H166L165 200V198ZM178 197V196H177ZM197 197V196H196ZM195 197V198H196ZM4 198V197H3ZM6 198V197H5ZM91 198V199H90ZM149 198V199H148ZM179 198V197H178ZM177 198V199H178ZM219 199H221V200H223V201H219L220 203L221 202H224L225 200H224V198L222 199V198H220V197H218ZM263 198H264V196H263ZM54 199V198H53ZM52 199V200H53ZM107 199H109V200H107ZM126 199L128 200L129 199V203H128V201H127V203H125L126 202ZM160 199H162V198H160ZM159 199V200H160ZM242 199V201H243V197L241 198ZM0 200H2V198H0ZM29 200V201H28ZM49 200V199H48ZM55 200H58V199H56L55 198ZM92 200V201H91ZM124 200H125V202H124ZM203 200V199H202ZM235 200H237V201H235ZM6 201H7V199H6ZM164 201L162 202H160V206L163 208V206H162V203H164ZM168 201H169V199H168ZM168 201H167V203L165 204H163L164 206H166V205H168V207H170L169 206V204H170V202H169V204H168ZM170 201H176V199L174 200H170ZM2 202V201H1ZM1 202H0V204H1ZM49 202V203H48ZM64 202H62V203H64ZM99 202V203H98ZM199 202L201 203V204H203V202H201L200 201V199H199ZM174 203V202H173ZM219 203V204H220ZM225 203H226V201H225ZM225 203H223V204H225ZM243 203H244V201H243ZM248 203V202H247ZM172 204V203H171ZM170 204V205H171ZM174 204H176V203H174ZM218 204V203H217ZM222 204V203H221ZM234 204V206H236ZM2 205V204H1ZM93 205H94V207L95 206H97L98 208H96V209H99L100 208V212L98 213V210H97V213H96V211H95V213L94 214H92L93 212H89L92 208L91 207H93ZM173 205V204H172ZM171 205V206H172ZM178 205V204H177ZM177 205H174V206H177ZM208 204H207V207L209 206ZM227 205V204H226ZM246 204H244V206H245ZM179 206V205H178ZM220 206V205H219ZM255 206V205H254ZM61 207H62V205H61ZM173 207V206H172ZM171 207V208H172ZM209 207V208H210ZM218 207V206H217ZM248 207H250V204H249V206ZM167 208V207H166ZM174 208H179V207H174ZM173 208V209H174ZM185 208V207H184ZM220 208V207H219ZM232 208V207H231ZM237 208V207H236ZM252 208V207H251ZM75 209H76V207H75ZM164 209H165V207H164ZM170 209V208H169ZM183 209V208H182ZM186 209L184 210V211H186ZM194 209H196L195 207H194ZM223 209V207H222V205H221V210ZM234 210H235V208H233ZM243 209V208H242ZM248 209V208H247ZM255 209V208H254ZM258 209V208H257ZM263 209V208H262ZM179 209H177V210H175V212L176 211H178ZM181 210V209H180ZM181 211V215H183V213L182 212H184V211ZM240 210H241V208H240ZM239 210V211H240ZM244 210V209H243ZM245 210H246V208H245ZM244 210V211H245ZM249 210H251L250 208H249ZM249 210H246L247 212L246 213H248V211ZM45 211H46V213H45ZM163 211V210H162ZM170 211V210H169ZM174 211V210H173ZM172 211V212H173ZM188 211H189V208H188ZM193 211V210H192ZM191 211V212H192ZM231 211V210H230ZM254 211V210H253ZM256 211V210H255ZM51 212V211H50ZM180 212V211H179ZM179 212H178V214H179ZM243 212V211H242ZM250 212V211H249ZM24 215H23V214ZM120 213H121V215H120ZM168 213H170V212H168ZM174 213V212H173ZM193 213H196V211L195 212H193ZM230 213V212H229ZM232 213V212H231ZM244 213V212H243ZM251 213V212H250ZM21 214H22V216H25L26 214H27V216L24 218V220H22L21 218H23L22 216H21ZM47 214V215H46ZM50 214V213H49ZM90 214V215H89ZM164 215H162V217H164L165 216V213H163ZM177 213H175V215H176ZM184 214L185 215H183L184 217L186 216V221L185 222H187L188 220L190 221V220H192V221H194V217L196 216H191V217H193V218H188V216H189V214H191V213H189L188 214V212H187V214L184 212ZM19 215H20V217H19ZM117 216L118 215V217H117V221H116V219H114L113 218V216ZM158 215H160V217H158ZM181 215H177V216H180L181 217ZM188 215V216H187ZM194 215V214H193ZM206 215H204L205 217H206ZM230 215V214H229ZM242 215V214H241ZM248 215H249V213H248ZM251 215L252 216H254L252 213H251ZM258 215H261V213H258ZM52 216V215H51ZM84 216H85V218H84ZM168 217H171V216H169V215H167ZM177 216L175 217V218H177ZM182 216V217H183ZM199 216V215H198ZM204 216H202V217H204ZM222 216V217H221ZM243 216H244V214H243ZM250 216V215H249ZM262 216V215H261ZM261 216H259V217H257L256 219L258 220V218L260 219V217ZM20 218V220L22 221V222H20V220L19 219H17V218ZM159 218V219H155V218ZM201 217V218H202ZM211 217V216H210ZM251 217V216H250ZM256 217V216H255ZM255 217H253L254 219H255ZM165 218H166V216H165ZM247 218V220H249L248 219V217H246ZM246 218H245V220H246ZM264 218V217H263ZM115 221H114V220ZM182 219H185V218H182ZM213 219V218H212ZM244 219V218H243ZM255 219V221L252 219V221H254L255 223H257V220ZM153 220V221H152ZM177 220H179V219H177ZM177 220H175V222L174 223H176L177 222ZM228 220H229V218H228ZM251 220V219H250ZM263 219H261V222H260V220L258 221V223L260 224H262V226H261V224H260V226L259 227H261L260 229H261V231L262 230H264V225H263V223H264V221H262ZM17 221H19V223L20 224H16V223H18ZM154 221V222H155ZM164 221H163V223H164ZM173 221V220H172ZM180 221H181V219H180ZM179 221V222H180ZM183 221V220H182ZM192 221H190L191 223H193ZM211 221V220H210ZM16 222V223H15ZM160 222V221H159ZM168 222H170V221H168ZM179 222H177V223H179ZM184 222V221H183ZM182 222V223H183ZM184 222V223H185ZM198 222V221H197ZM214 222H216L215 220H214ZM228 222V221H227ZM249 221H247V223H248ZM183 223V224H184ZM188 223V222H187ZM187 223H186V225H187ZM234 223V222H233ZM232 223V224H233ZM253 223V222H252ZM251 223V224H252ZM154 226V228H151V227H153L152 225ZM160 224V223H159ZM169 224V223H168ZM170 224H171V222H170ZM169 224V225H170ZM195 224H196V222H195ZM198 224V223H197ZM214 223H212V224H209V225H207V224H205V227H206V230H207V236H209V234L211 233V235H212V233L214 232L215 233V231L218 229L217 227H215L214 225H213ZM219 224V225H220ZM226 224V223H225ZM237 224V223H236ZM246 224V223H245ZM249 224V226H250V223H248ZM158 225V224H157ZM163 225V224H162ZM185 225V226H186ZM190 225V228H192V225L191 224H189ZM188 225V226H189ZM243 225V224H242ZM242 225H240V228H241V226ZM253 225V224H252ZM159 226V225H158ZM171 226V225H170ZM172 226H173V224H172ZM171 226V227H172ZM176 226H178L177 228H179L180 229V227H179V225H177L176 224ZM194 226V225H193ZM203 226V225H202ZM221 226V225H220ZM234 230H235V233H238V236L234 239V240H236L237 242H235V243H238V247H237V249L239 248V251H240V256L242 255V259H245V258H248V256H247V253L249 254L250 252H251V250L249 251V249L250 248H248V247H250V243H252V241L254 240L253 238H251L250 237V234L248 233V232H244L243 231V233L241 232L242 230H243V228H242V230H238V229H236V225H235V223H234ZM244 226V225H243ZM246 226H247V224H246ZM245 226V227H246ZM256 225L254 224V226H253V228L255 227ZM173 227H175V224H174V226ZM172 227V228H173ZM201 227V226H200ZM258 227V228H259ZM167 228V227H166ZM176 228V230L178 231V232H176L177 234H176V236H177V239L178 240H176L178 243H176L175 244V246L176 245H178V244H181V246H182V243L184 244L185 242H186V244H184V246H186L187 244H189L188 246H189V248L188 249H190V247H191V249H193V255L192 256H198V257H196V259H194V260H196L197 261V258L198 259H200V258H210L211 256V252H210V254H209V251H210V247H211V250H213L212 251V254H214L215 252L214 251H218V249L215 247H213L212 248V244H209V242L211 241H209L208 239V237H205V236H202L203 238H200V239H204L205 240V242H207V241H209L205 246H202L203 245V243H204V240H203V242H202V240H201V242L202 243H200V245H199V243H197L196 242V240H197V238L195 239L194 238V235H192L191 233H188V230H187V226H186V228H183V229H181L180 231H179V229H177ZM189 228V227H188ZM221 228V227H220ZM248 227H246L245 229H247ZM251 228V226L247 229V231H249V230H251L250 229ZM256 228V227H255ZM97 229L98 230H100L99 232H100V234L101 235H103L104 237H101V235L99 234V237H94L97 233H93L94 235L92 236V240L91 239H89V237H88V239H84V238H78V237H76V236H79V233H81L80 235H83L82 234V232L84 233L85 231H86V233L87 234H89V233H92V232H95V230L97 231ZM153 229V230H152ZM158 229L156 230V231H158ZM193 229V228H192ZM195 229V228H194ZM205 229V228H204ZM167 230V229H166ZM169 230V229H168ZM171 230V229H170ZM174 230V229H173ZM175 230V231H176ZM191 230V229H190ZM222 231L221 229H218V231ZM238 230V231H237ZM253 230V229H252ZM258 230V229H257ZM219 231V232H220ZM260 231V232H261ZM166 232V231H165ZM168 232V231H167ZM256 232V231H255ZM259 232V231H258ZM205 233V232H204ZM223 233V232H222ZM251 233V232H250ZM257 233V232H256ZM255 234V233H254ZM260 234H262V233H260ZM260 234H256L257 236H258V239H259V237H260ZM264 234V233H263ZM34 235V236H33ZM65 235V234H64ZM90 235V234H89ZM92 235V234H91ZM163 235H166L165 233L163 234ZM173 235V234H172ZM210 235V236H211ZM214 235V234H213ZM215 235H219V233H217V234H215ZM214 235V236H215ZM225 235V234H224ZM232 235V234H231ZM230 235V236H231ZM255 235V236H256ZM96 236H98V235H96ZM233 236H235V235H233ZM263 237H264V235H262ZM35 237H37V238H35V239H37V243H36V240L34 239ZM80 237V236H79ZM82 237V236H81ZM83 237H87V236H83ZM93 237H94V239H93ZM163 237V236H162ZM161 237V238H162ZM195 237H196V235H195ZM219 237V236H218ZM220 237H221V235H220ZM254 237V236H253ZM118 238H119V240H121V241H119L118 240ZM207 240H206V239ZM211 238V237H210ZM217 238V237H216ZM257 238V237H256ZM84 239V240H83ZM118 240V242H116L117 240ZM223 238H221V240H222ZM253 239V240H252ZM264 239V238H263ZM252 240V241H251ZM4 241H8L10 244H5L4 243ZM200 241V240H199ZM198 241V242H199ZM223 241V240H222ZM258 241V240H257ZM73 242H71V243H73ZM119 242H121V245H120V248H118L117 247V245L116 244H118ZM212 242H213V240H212ZM12 243V244H11ZM31 243H33V242H31ZM30 243V244H31ZM160 243V241H158V244ZM211 243V242H210ZM234 243V244H235ZM255 242H253V244H254ZM6 246H5V245ZM154 244V245H153ZM157 244V245H158ZM161 244V243H160ZM202 244V245H201ZM209 244V245H208ZM263 244V243H262ZM69 245H70V247H69ZM74 245V244H73ZM115 245V246H114ZM211 245V246H210ZM220 245V244H219ZM260 245V244H259ZM32 246V245H31ZM58 246V245H57ZM58 246V248H60ZM90 246H92V247H90ZM118 246H119V244H118ZM158 246H160V245H158ZM161 246H163V244L161 245ZM179 247H177V249L178 248H180L179 249V251L176 249L175 251V254H173V252H172V248H171V252L169 251V253L171 254H173V255H171V258H173L172 256H176V254H178V253H180V254H182L181 256H182V258L184 259V257L185 258H189V256H191V254H189L191 251V249L188 251L189 253H187V251L185 252V254L187 253V257H186V255L184 256V250H186L187 249V247L185 248L184 246H183V248L182 249H184V250H182L181 249V246L180 245H178ZM206 246H208V248L206 247ZM210 246V247H209ZM221 246V245H220ZM227 246V245H226ZM228 246H229V244H228ZM232 246H233V244H232ZM254 246V245H253ZM252 246V247H253ZM263 246H264V244H263ZM13 247H15V246H13ZM52 247V246H51ZM50 247V249H53V248H51ZM55 247V246H54ZM154 247H156L157 248V246H154ZM256 247H257V245H256ZM255 246H254V248H256ZM12 248V247H11ZM18 248L17 249H15L16 251H18ZM58 248H56L57 250H59ZM176 248V247H175ZM228 248V247H227ZM226 248V249H227ZM55 249V248H54ZM118 250V251H115V250ZM229 250H230V247L228 248ZM259 249H260V247H259ZM258 249V250H259ZM28 250V249H27ZM56 250V251H57ZM131 250V251H130ZM134 250L136 251V252H134ZM182 250V251H181ZM253 250H256V251H258L257 249H253ZM261 250V249H260ZM62 250H61V248H60V251L59 252H61ZM221 251V250H220ZM235 251V250H234ZM249 251V252H248ZM52 252H54L55 253V255H54V253H52ZM59 252L57 253V255L59 254ZM138 252V253H137ZM182 252V253H181ZM214 252V253H213ZM229 252V251H228ZM261 252V251H260ZM264 251L262 250V252L261 253H263ZM62 253V252H61ZM219 254V253H221V252H216V254ZM237 253H239V252H237ZM252 253V252H251ZM260 253V254H261ZM12 254V255H11ZM189 254V255H188ZM217 254V255H218ZM222 254V253H221ZM256 254H258V252L256 253ZM220 255V254H219ZM234 255V254H233ZM239 255V254H238ZM170 256V255H169ZM178 256H179V254H178ZM181 256H180V258H181ZM192 256L190 257V259H188V260H186L185 259V261L187 262V264H190L192 261H193V259H192ZM227 256V255H226ZM225 256V257H226ZM229 256V255H228ZM227 256V257H228ZM250 256V255H249ZM252 256V255H251ZM259 256V255H258ZM61 257V256H60ZM165 257H168V256H165ZM213 257H216V255H213ZM221 258H222V256H220ZM226 257V261H228L229 259ZM171 258L169 259V260H171ZM179 257L177 258V256L175 257V260L177 261V262H179L181 259H180ZM217 258V257H216ZM212 258L211 257V260L212 259H214V261L216 260V261H218V259L219 258ZM19 259V258H18ZM182 259V260H183ZM240 259H241V257H240ZM23 260H24V262H23ZM191 260V261H190ZM203 260V259H202ZM208 260V259H207ZM233 260V259H232ZM15 261H17V260H15ZM14 261V263L15 264H19V263H16ZM19 261H21L20 259H19ZM184 261V260H183ZM200 261H201V259H200ZM204 261V260H203ZM221 261V260H220ZM234 262H235V260H233ZM247 261V260H246ZM249 261V260H248ZM172 262V261H171ZM175 262V261H174ZM181 263H184V262H182V261H180ZM208 262V261H207ZM207 262H205V263H207ZM212 262V261H211ZM223 262V261H222ZM221 262V263H222ZM233 262V263H234ZM242 262H243V260H242ZM241 262V263H242ZM12 263H13V260H12ZM176 263V262H175ZM200 263V262H199ZM220 262H218V264H221ZM224 263V262H223ZM228 263V262H227ZM229 263H230V261H229ZM60 264V263H59ZM177 264H179V263H177ZM186 264V263H185ZM192 264V263H191ZM232 264V263H231ZM242 264H247L246 262H244V263H242Z\"/></svg>",
	"mask_w": 264,
	"mask_h": 264
}]
</instances>
